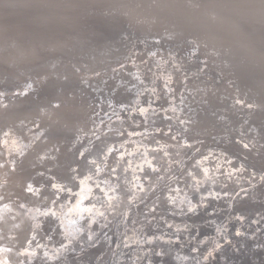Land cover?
Segmentation results:
<instances>
[{
	"label": "water",
	"instance_id": "95a60500",
	"mask_svg": "<svg viewBox=\"0 0 264 264\" xmlns=\"http://www.w3.org/2000/svg\"><path fill=\"white\" fill-rule=\"evenodd\" d=\"M131 34L137 39L149 36L150 46L155 43L180 54L195 41L200 53L196 50L192 56L203 57L205 64L201 65L213 70L215 78L209 86L201 84L202 89H207L201 95L202 101L196 99L198 108L195 109L201 115L192 127L220 120L218 115L224 111L217 108L229 107L222 96L225 93L236 99L239 96L243 103L236 101V104L247 113L246 123L264 130V0H0V89L6 92L0 96V135L11 133L23 145H28L26 152L12 156L16 169L5 160L3 170L4 178L9 181L4 182V190L18 194L16 199H11L19 207L13 214L26 222L23 227L16 224L13 227L15 246L20 240L25 242L22 247L32 246L43 236V220L48 218L57 221L65 245V233L74 234L71 229L63 232L61 215L58 216L61 207L54 209L50 204L41 207L44 200L39 197L45 193L37 186L44 184L49 195L74 200V192L81 182L79 177L85 178L86 173L97 169L94 161L97 157L76 146L96 117L94 107L96 100H100L93 88L96 83L109 85L115 101L130 105L128 114L133 111L146 123L149 120V115L146 117L132 108L137 102L136 89L141 81L135 72H127L128 67L121 69L131 63L122 62L128 52L125 40ZM218 36L224 37L216 48L218 56L207 59L215 46L213 38ZM145 56L152 59L148 53ZM121 62L115 68L118 64H114ZM118 70L122 75L128 74L127 78L114 79L113 74ZM29 80L34 82L32 90L24 94L16 91V87L22 88ZM4 99L7 100L3 103ZM156 101L154 98L153 102ZM249 104L254 107H247ZM61 110L66 113L53 118ZM163 118L166 121L164 114ZM33 130L38 131L37 137L32 135ZM240 148L249 149L242 143ZM5 155L0 144V158ZM251 158L258 161L256 157ZM30 181L37 191L34 194L27 188ZM23 201L46 210L37 226L32 216L24 214ZM81 210L78 217L89 212ZM68 211H64L65 216H72L74 212ZM244 211L250 213L245 207L240 214ZM10 219L13 217L8 216ZM96 242H93L95 246L85 245V248L75 242L67 250H77L75 258L81 260L85 252L93 255L99 252ZM52 249L54 256L45 255L47 263L56 260L62 250L47 248ZM36 251L28 263L35 261L37 253L44 249L37 247ZM171 262L178 264L173 256Z\"/></svg>",
	"mask_w": 264,
	"mask_h": 264
},
{
	"label": "rangeland",
	"instance_id": "374dc122",
	"mask_svg": "<svg viewBox=\"0 0 264 264\" xmlns=\"http://www.w3.org/2000/svg\"><path fill=\"white\" fill-rule=\"evenodd\" d=\"M138 37H136V35H134V34H131V35H129L128 36V38L125 40V43H126V45H128L127 46V48H128V52H127V55H126V57L122 60V62L123 63H127V62H131V63H128V64H130V66H127V65H124V67H128V70H127V72L128 73H132V74H134L133 72H135V70H142V71H144L143 72V74L142 75H144V76H146V78L143 76V79H144V82L147 84V86H149L148 84H150V82L152 81V75H151V73L153 74V73H156L157 75H158V77H161L162 79L160 80V82H166V81H168V83L170 84V87H172L171 88V90H175V82L176 83H178V82H180V81H178V79L179 80H181L182 78H186V80H188V78H189V80H188V83H189V85H188V87H190L191 88V90H193V92H195V94H196V92H198L197 90L199 89L198 87H197V84L198 83H201V84H203V85H205V86H209V82L210 81H212L214 78H215V76H214V72H213V70H206V71H202L201 69V71L204 73H202V75H200V76H198L197 74H198V72L196 73V76H194L195 75V71H193L192 70V72H190L191 70H190V68L192 69H194V66H198V63H195V62H198V60H199V64L201 65V64H204V63H202V62H200L202 59H203V57H197L196 55H194V57L192 56V57H190V58H192V59H195V61H192V59L191 60H189L190 61V65L192 66V67H188V66H186V65H188L187 63H185V62H182V64L183 63H185L186 65V68H185V66L183 67L184 69H183V73L181 74L180 73V71H179V75H177L178 74V70L177 71H174V69L175 68H173V67H175L174 65V63H175V61H177V60H179V59H182L181 57L179 58V57H177L178 56V54H180V53H178V52H176V53H178V54H175V53H172L171 51H167V50H164V51H158V52H156V50H149L150 48L149 47H151L149 44H147V43H145V41L143 40V39H137ZM145 39V38H144ZM140 40V41H139ZM149 45V46H148ZM158 47H160L161 48V50L163 49L162 48V46H157V48ZM187 49V48H186ZM184 50L182 53H186L185 55L188 57L189 55V53H190V48L188 47V50ZM192 50H193V48H192ZM185 51H188V52H185ZM149 54V57H151L152 59H149L148 60V58H146V54ZM153 53H154V55H153ZM193 53V52H192ZM181 55V54H180ZM195 56H196V58H195ZM177 57V58H176ZM200 58H202V59H200ZM197 59V60H196ZM204 60V59H203ZM192 61V62H191ZM122 62L121 63H115L114 64V66L116 65V64H118V66L116 65L115 66V68H119L121 65H119V64H122ZM181 63V62H180ZM194 64V65H193ZM196 64V65H195ZM131 66H133L132 68H131ZM188 67V68H187ZM199 67V66H198ZM198 67H196L195 69H198ZM187 70H189V72H190V74H188L187 76H188V78L185 76V74L184 73H188V71ZM151 71V72H150ZM149 72V73H148ZM182 72V71H181ZM206 72V73H205ZM210 72V73H209ZM148 73V76L149 75H151V76H147L146 74ZM194 75H193V74ZM209 75H208V74ZM183 74H184V76H183ZM201 74V73H200ZM211 74H213L212 75V78H211ZM204 75V76H203ZM206 75L208 76V77H206ZM113 76H114V79H121L122 77L124 78V77H126L127 78V76H128V74H126V75H122V72L120 73V71L118 70V73H116V74H113ZM175 76V77H174ZM179 78H178V77ZM182 78H181V77ZM192 76H194V77H192ZM198 76V77H197ZM147 77H148V79H147ZM169 77H174V81H169V80H167V79H169ZM191 77V78H190ZM195 77H196V79L197 78H199V79H197V80H195ZM202 77L204 78L203 80H200V78L202 79ZM125 78V79H126ZM178 78V79H177ZM192 78H193V80H192ZM212 79V80H211ZM107 80V79H106ZM148 80H150V81H148ZM207 80V81H206ZM147 81V82H146ZM178 81V82H177ZM192 81V82H191ZM195 81V82H194ZM107 82V81H106ZM108 82H109V80H108ZM191 82V83H190ZM204 82H208L207 84L206 83H204ZM96 83V82H95ZM191 84H193L192 86H191ZM106 86V87H105ZM105 86H103V85H100V84H98V83H96L94 86H93V88L94 89H96L97 90V93H98V97H99V101H100V103L99 102H97L98 100H96V105H95V107H94V114L96 113V114H98V113H100V115L98 114V116L97 117H95L92 121V124H91V130H90V132L88 133V136L91 134V133H93L92 135H90L89 137H91V138H89V137H87V139L86 138H83L80 142H78L77 144H76V146H78V147H81L82 148V146H84L83 148L84 149H86L87 148V151H88V149H89V147H90V149L89 150H91L89 153H91V154H94L93 152H95V156H98V154H99V152L100 151H102V152H106V153H108L109 154V157H108V155L106 154V153H104V155L106 154L107 155V157H106V155H105V158H104V156L102 157L101 155H99L98 157H100V158H104L103 160H104V162H102V159H100V158H98L97 157V159H94V161L96 162V163H98V165H99V167H98V165H96L97 166V171L96 170H93V175H92V177H90V179H92V181L93 182H95L92 186H93V188L95 189V191H93V188H92V191H93V193L92 192H90L89 193V197H88V199L86 200V201H84L85 202V206L83 207L82 206V208L83 209H87L88 208V211L89 212H87L86 214L85 213H81V215H80V217H78L79 216V214H75V216H71V217H69V219H68V217L65 219V218H62L63 219V221H62V223H64L66 226L67 225H69V223L71 222V223H73V225H71L72 227H73V232H74V234H73V236L74 237H80V240H78V241H76V243H79L80 244V248H85V245H87V244H85V241L87 240V238H85V233L82 235V229H83V227L84 226H86V225H88L89 224V221H92V220H95L96 219V223H95V225H93L94 223H91L93 226H95V228L93 227V229H95L94 230V232H96L97 233V236H96V240H97V238H98V240H99V243H97V247L99 248V252L97 253V254H94V255H91V253L90 252H85V254H83V256L81 257V258H83V259H81V262H80V258H75V256H76V253L78 252H76V250H67V248H71V245L69 244V241H72V237H70L69 239H67V245H65V243H61V238H60V236L59 235H61V234H59L60 233V230H59V228H57L58 227V225H57V221L56 220H54L53 221V219L51 220L50 218H48L47 219V221H44V224H45V227H44V224H43V231H44V233H43V236H41L43 239H41V238H38L33 244H32V246H30V245H27V247H22L23 246V244H25V242H19L18 241V246H15V243H17V241L13 238V232L14 231H16L15 229H13V227H14V225L15 224H6L5 223V221H3V219H5L4 217H2L1 215H7V213H9L10 215H15V214H13V213H16L15 212V209H17V210H19V207H18V205H16L15 203H14V201L15 200H11V199H14V198H16V197H14L15 195H13L14 193H12L11 191H5L4 190V182L5 183H9V181L7 180V178H4V176H0V254H2V252H3V249H6L7 251L6 252H8V251H10L9 253H13V255L14 256H16V257H14V258H12V256L10 257L11 258V262H12V264H78L77 263V261L79 262V264H82V263H84V264H165L166 263V260L168 261L166 264H173L172 262L170 263V261H171V257H172V252H176V253H178V255H181V257H182V259H184V257H188V259L187 260H182L181 259V261H178V264L180 263V264H200V262H201V259H202V261H203V258L202 257H204L205 256V254H207V253H204V252H208V249L209 248H207V247H211L212 248V245L211 244H205L207 241H212V243L214 242L213 240L216 238V235L214 236V235H211V233L213 234V229L214 230H217V227H219V226H221L222 224H224V226H226L227 227V232L225 233L226 235H227V237H229L230 238V233H228V231L229 232H231V238L233 237V235H234V237H235V239H229L228 241V243H225V242H223V243H221L222 245H224L223 246V249L221 248L219 251L220 252H215L214 253V257H210L209 259H208V261L207 262H205V264H258V262H259V264H264V252H259V251H254L253 250V245L254 244H257V243H264V219H261V217H264V196H262V192H264V189H263V187H264V180L262 179V178H264V169H263V167H264V163H262L261 161H263L264 162V149H263V147H264V130L262 129V128H260L259 126H258V128L260 129H257V127H251V126H254V125H250V123H246L247 122V113L245 112L244 113V111H241V110H243L244 108L242 107V106H239L238 104L237 105H235V102L237 101V100H239V99H236V98H234V97H230L229 95H226L225 93H223L222 95H223V97L224 98H227L225 101L226 102H228L227 104L229 105V107L228 108H223V107H221V108H217V109H219V110H222V109H224V114H222L223 115V117L221 116V114L220 115H218L219 116V118H220V120H218V121H221V122H218V124L217 123H215V124H217V125H219V123H220V128H219V126L217 127L214 123H210V124H207V125H202L203 127H197V128H194V127H187V126H191L190 124H192L195 120H196V118L197 117H199L200 115H201V112L200 111H198V112H194V113H189V112H187V111H191V110H189V108L190 107H192L193 106V108H195V107H197L198 108V105L196 104L197 102H196V100H195V98H194V94H192V93H190V95H189V93H186L185 92V95L184 96H186L185 97V102H184V104H186V105H184L185 106V108H184V110H185V112H183V110H182V112L178 115L177 114V116H176V118H173L172 120H174V122L170 125V124H168L167 123V119H166V121H161V123H160V121H159V117L160 118H162L163 119V114H160V115H162V116H160V115H158V116H155V118H157V120L159 121H157V120H154L155 118L153 117V116H150V113H151V110H153V109H158V111H162V110H160L159 108L160 107H164L165 105V103H166V100L165 99H162V98H160V96H161V92L162 91H160V96H159V98H160V100H163V101H161V102H159V101H157V102H153V100H151L152 98L150 97L151 95L148 93L147 94V96H148V98H147V96L145 97V99H142V101L143 100H147V101H143L142 103H144L142 106L140 105V106H138L137 107V111L139 112V113H142V115H146V117L149 115L150 116V118H149V120L147 121V123L145 122V120H142L138 115H136L133 111L132 112H130L129 114H128V112L127 111H129V110H127V111H125V112H127V113H125V112H115V111H118V110H114L116 107L115 106H112V108L111 107H109V109L107 110V108H108V106H111V105H113L114 103H116V104H121L122 102H120L119 100H117V101H115L114 100V98H113V100L111 99L112 97L110 96L111 94V88H109L108 86L109 85H106L105 84ZM106 88V89H105ZM185 89V88H184ZM156 90H157V88H156ZM184 90L182 89L181 90V92H183ZM186 91L188 92V91H190V89H186ZM104 92V93H103ZM174 92V91H173ZM176 92V91H175ZM100 94H103L104 96H102V95H100ZM179 94V93H178ZM177 93H176V95L175 96H180L181 94H179L178 95ZM175 96H173V97H175ZM227 96V97H226ZM229 96V97H228ZM105 98V99H104ZM142 98H144L143 96H142ZM151 98V99H150ZM103 99H104V101H103ZM231 99H233V101H231ZM150 100V101H149ZM109 103L108 105H107V103ZM104 103V105H103V103ZM120 102V103H119ZM163 102V103H162ZM229 102H231V103H229ZM105 103H106V105H105ZM123 104V103H122ZM124 104H127V103H124ZM232 104V105H231ZM99 105V106H98ZM100 105H101V107H100ZM102 105H103V107H102ZM231 105V106H230ZM105 106L107 107V108H105ZM237 106V107H236ZM242 107V108H241ZM106 109V111H105V109ZM110 108H111V110L113 111V112H111L110 111ZM233 108V109H232ZM241 108V109H240ZM104 109V110H103ZM141 109H144L145 111H141ZM188 109V110H187ZM240 109V110H239ZM227 110H230L229 112H227ZM231 110H232V112H231ZM237 110V111H236ZM202 111V110H201ZM223 111V110H222ZM242 114V115H244L243 117H246L245 119H243V117H240L241 119L240 120H238L239 119V116L238 115H236V114H238L239 112ZM108 112V114H106ZM109 112H111V114L109 115ZM103 113V114H102ZM114 113H116V114H114ZM218 113V112H217ZM225 113L226 114H228L227 116H224L225 115ZM229 113H231L230 115H229ZM236 115V117L237 118H234L235 117V115ZM216 114V113H215ZM241 114H239L240 116H242ZM186 115V116H185ZM199 115V116H198ZM233 115V116H232ZM102 116V117H101ZM104 116V117H103ZM106 116V117H105ZM228 116H229V118H228ZM231 116V117H230ZM100 117H101V119H100ZM227 117V119L228 120H225V118ZM97 118H99L101 121H103V120H106V122H100V120L99 119H97ZM190 118V119H189ZM232 118H233V120H232ZM161 119V120H162ZM182 119V120H181ZM188 120V122L186 123V124H184V121H187ZM229 119H231L230 121H229ZM242 119H243V124L245 125V126H243L242 125ZM97 120H99L98 122V124H97V122H95V121ZM178 120V122H176ZM193 120V121H192ZM224 120V121H223ZM235 120H237V121H235ZM245 120V121H244ZM155 121H157V122H155ZM190 121V122H189ZM234 121V123H238L239 125H234V123H228V122H233ZM165 122V123H164ZM176 122V123H175ZM196 122V121H195ZM227 122V123H226ZM245 122V123H244ZM97 125H96V124ZM158 123V124H157ZM175 123V124H174ZM178 123V124H177ZM181 123V124H180ZM221 123L222 124H224V125H221ZM93 124H94V126L96 125V127H94L93 126ZM180 125V126H178V127H176V126H174V125ZM233 125L234 127H232V126H230V125ZM169 125L170 126H172V127H169ZM227 125H229L228 126V129H227ZM247 125V126H246ZM248 125L252 128H249L248 127ZM115 128H114V127ZM116 126L118 127L117 129H116ZM185 126H186V128H185ZM226 126V127H225ZM237 126V127H236ZM238 126H239V129H238ZM242 126V128H245L244 129V131L246 132V134H245V132H242L243 131V129L241 128L240 129V127ZM113 127V128H112ZM181 129H185L184 131L187 133V131H189L188 130V128H194L195 129V133H197V135H195V133H193L194 131H189V133H191L192 132V134H194V135H190V137L188 136L189 135V133L188 134H186V133H183V130H181ZM216 128L215 130L214 129H211V128ZM229 127H231L230 129H229ZM248 127V128H247ZM176 128V129H175ZM178 128V129H177ZM198 128H199V130H198ZM210 130H209V129ZM217 128H219V129H217ZM240 131V130H242V131H238L237 129ZM248 130H247V129ZM96 129H97V132H99V133H97L96 132ZM173 129V130H172ZM194 129H191V130H194ZM225 130L226 132H227V130H228V132L230 133V134H228V132H227V134H225L226 132L225 131H222V130ZM256 129V132H254V135H253V132L252 131H254ZM95 130V131H94ZM207 130H208V132L210 133V135H209V133L207 132ZM212 130H213V132H212ZM219 130V133H217V131ZM258 130V131H257ZM92 131H94V132H92ZM127 131H128V135H127ZM200 131V132H199ZM232 131H233V133H232ZM249 131V132H248ZM98 134H96V133ZM201 132H203V133H201ZM208 134H207V133ZM221 132V133H220ZM239 132V134L237 135V133ZM252 132V133H251ZM261 132V133H260ZM32 135H34V137L36 136L37 137V133H38V131H35V130H33L32 132ZM85 133L86 132H84V134L83 135H85ZM101 133V134H100ZM205 133V134H204ZM223 133H224V137H223ZM242 133V134H241ZM87 134V133H86ZM184 134V135H183ZM186 134V135H185ZM206 135V136H204V135ZM216 134V135H215ZM219 136H218V135ZM222 136H221V135ZM232 134V136H230ZM234 134V135H233ZM242 135V139H244V140H242V141H240L241 140V135ZM249 134V135H248ZM260 134H261V136H260ZM114 135V136H113ZM182 135H183V137H182ZM214 135L215 136H217V138L216 137H214ZM229 136V138L227 137V136ZM240 135V136H239ZM244 135H245V137L246 138H244ZM251 135V136H250ZM155 136V137H154ZM187 136V137H186ZM196 137V138H194V137ZM200 136V137H199ZM202 136V137H201ZM223 137L224 139L222 140V138L221 137ZM227 138H226V137ZM85 137V136H84ZM115 137V138H114ZM116 137H119V138H116ZM184 137H185V140H183L184 139ZM192 137V138H191ZM203 137H204V139H203ZM206 137V138H205ZM231 137H235L234 138V141H233V138H231ZM259 137V138H258ZM93 138H95L94 139V141L92 140ZM187 138H188V140H187ZM194 138V139H193ZM199 138H201L202 139V141L204 142H202L201 141V139L199 140ZM221 138V139H220ZM84 139H86V140H84ZM91 139V141H89ZM99 140V141H97V140ZM105 139L107 140V142H105ZM118 139V140H117ZM190 139V140H189ZM191 139H192V141H191ZM211 141L210 143H209V140ZM214 140V145L215 146H213V144H212V141ZM220 139V140H219ZM226 139H227V141L228 142H226ZM229 139V140H228ZM230 139H232V140H230ZM237 139H239V140H237ZM103 140H104V142L105 143H108L109 142V140H110V142L106 145L105 143H103ZM156 140V141H155ZM183 140V141H182ZM196 140V141H195ZM199 140V141H198ZM222 140V141H221ZM250 140V142H248ZM260 140V141H259ZM89 141V142H88ZM97 141V142H96ZM185 141H187V142H189L190 144L188 145L189 146V148H190V150H189V148L187 147V146H180L181 148L180 149H178V151L174 148V147H176V145H178L179 144V142H181L182 144H185L186 142ZM207 141V142H206ZM219 141V142H218ZM236 141H239V142H237V144H236ZM245 142V144H246V146L247 147H249V151L251 152V153H253V154H251L249 151V153L248 152H246L247 150H243V151H241L242 149L241 148H239V146H237V145H239L240 144V146H241V143L242 144H244V142ZM255 141V142H254ZM88 142V143H87ZM102 142V144H104V145H102V144H100V143ZM139 142V143H138ZM147 142V143H146ZM159 142V143H158ZM185 142V143H184ZM196 142V143H195ZM226 145L225 147H224V144ZM235 144H234V143ZM84 143H86V144H84ZM96 143V144H95ZM135 143H138V144H141V147H140V149H138V150H136L135 151V153H133V147H135L136 145H135ZM193 143V144H192ZM198 143V144H197ZM229 143V144H228ZM92 144H94L93 146H92V148L94 147V150H92V148H91V145ZM102 145L103 146V149H101L102 147H100L99 145ZM115 144V145H114ZM147 144V145H146ZM148 144H149V147L151 148L152 147V145L153 146H156V147H154V148H152V149H150V150H148L147 151V148H149L148 147ZM203 144H204V146H203ZM206 144H208L209 145V148H208V145H206ZM211 144V145H210ZM220 144V145H219ZM223 144V145H222ZM244 144V145H245ZM85 145H90L89 147L88 146H85ZM109 145L111 146V145H114L113 146V148H112V146L110 147L111 149H108L109 148ZM192 145H194V147L192 146ZM218 145V146H217ZM222 145V146H221ZM231 145V146H230ZM249 145V146H248ZM254 145V146H253ZM107 146V147H106ZM138 146V145H137ZM172 146H173V148L175 149H173V151H170V153L172 154V157H174L173 159H172V162H171V164L169 165V162L168 161H164V163H160V161L159 160H156V158L158 159V158H162L163 157V154H164V150H166V151H168V150H172L171 148H172ZM191 146V147H190ZM197 148H196V147ZM200 146V147H199ZM207 146V147H206ZM217 146V147H216ZM253 146V147H252ZM105 147H106V149H105ZM218 147H221V148H219V150H218ZM232 147V148H231ZM256 147V148H255ZM82 148V149H83ZM95 148H97L98 150L97 151H95L96 149ZM100 148V149H99ZM146 148V149H145ZM183 148V149H182ZM217 148V149H216ZM230 148V149H229ZM252 148V149H251ZM105 149V150H104ZM115 149V150H114ZM182 149V150H181ZM185 149V150H184ZM188 149V150H187ZM192 149V150H191ZM193 149H195V150H193ZM206 151H205V150ZM222 149V150H221ZM227 149V150H226ZM233 149H235V150H233ZM254 149V150H253ZM100 150V151H99ZM109 150V151H108ZM112 150V151H111ZM189 151V152H187V151ZM204 150V151H203ZM253 150V151H252ZM93 151V152H92ZM187 152V154H186V152ZM192 151V152H191ZM218 151V152H217ZM220 151H222V153H220ZM257 153H256V152ZM260 151V152H259ZM262 151H263V153H262ZM5 152H6V150H5ZM96 152H98V154L96 153ZM111 152H113V153H111ZM115 152V153H114ZM175 152V153H174ZM183 152V153H182ZM207 152V153H206ZM225 152V153H224ZM236 152H238V153H236ZM241 152H242V154H241ZM248 153V154H244V153ZM101 153V152H100ZM189 153V154H188ZM195 153L196 154V156L197 157H195V154L193 155V154ZM198 153V154H197ZM205 153V154H204ZM102 155H103V153H101ZM134 154V155H133ZM184 154H185V156H186V158H185V156H184ZM202 154V155H201ZM222 154H224V156L222 155ZM227 154H229V155H227ZM255 154H256V156H255ZM258 154V155H257ZM261 154V155H260ZM180 155V156H179ZM189 155H191V156H189ZM246 155H248V156H246ZM195 158H194V157ZM198 156H199V158H198ZM206 156V157H205ZM209 156H210V158H209ZM260 157L259 159H260V161H259V159H258V161H253V159L251 158V157ZM177 157H179V158H177ZM202 157V158H201ZM230 157H232V158H230ZM109 158V159H108ZM198 158V159H197ZM203 158H206L207 160H208V162H210L209 163V168H210V170H211V175L213 176L212 178H215V182H214V186H216V187H214V190L215 191H213L214 193L216 192V196H214V197H217V201L216 200H214L213 198H209L208 196H209V194H208V196L205 194L204 195V197L201 199V197L202 196H199L198 197V195L197 196H191V195H194L195 194V192H193V190H192V188L194 187V186H192V185H190L191 184V182H190V177H189V175H191V173L192 172H195V171H197V170H193L192 168L193 167H195L196 165H194L195 163H198V162H200V160L201 159H203ZM212 158V159H211ZM100 159V160H99ZM187 159V160H186ZM193 160V164H192V160ZM211 159V160H210ZM226 159V160H225ZM231 159H232V161H231ZM234 159V160H233ZM99 160V161H98ZM105 160H106V162H105ZM197 162H196V161ZM225 160V161H224ZM101 161V162H100ZM120 161H124V162H126L127 163V165H126V168L128 167L130 170H131V173H137L136 175V177L135 176H131L132 177V180L129 178V180L127 179V178H125L124 176H126V172H129L130 173V171H127V170H125V172L124 173H122V172H119V170L118 169H115L116 168V165H117V163L118 162H120ZM188 161H190L189 163H188ZM212 161V162H211ZM222 161H224L222 164H221V162ZM231 163H230V162ZM195 162V163H194ZM226 162V163H225ZM233 162L235 163V164H233ZM251 162H253V164L251 163ZM254 162L256 163V164H254ZM95 163V164H96ZM101 163V164H100ZM103 163H104V165H103ZM185 163H187V166H186V164ZM225 163V164H224ZM260 163V164H259ZM184 164V165H183ZM225 165L224 166V168H222V165ZM230 166H229V165ZM259 164V165H258ZM102 165V166H101ZM186 166L185 168L183 167V166ZM226 165H227V169L225 168L226 167ZM232 165V166H231ZM255 165V166H254ZM260 165H262V166H260ZM169 166V168L168 169H166V167H168ZM180 166V167H179ZM191 166H193V167H191ZM223 169V170H226V171H223L220 167ZM243 166V167H242ZM179 167V168H178ZM182 167V168H181ZM189 167L191 168V170H189ZM218 167V168H217ZM228 167H230V168H228ZM247 167V168H246ZM254 167V168H253ZM180 168H181V170H180ZM187 168H188V170L189 171H186L187 170ZM196 169H198V166H196L195 167ZM259 168V169H258ZM183 169H184V172H183ZM233 169V170H232ZM249 169H252V171L251 170H249ZM255 169H256V171H255ZM118 170V171H117ZM216 170H217V172L218 173H216ZM227 170H228V172H227ZM230 170V171H229ZM242 170V171H241ZM95 171V172H94ZM192 171V172H191ZM198 171H199V169H198ZM197 171V172H198ZM235 171V172H234ZM248 171V172H247ZM251 171V172H250ZM96 172H97V174H96ZM115 172L118 174H115ZM186 172V173H185ZM190 172V173H189ZM221 172H224V173H222L221 174ZM230 172V173H229ZM234 172V174H232ZM243 172H245V173H243ZM247 172V173H246ZM177 173H180L181 175H182V177L183 176H185L184 178H180V174L178 175ZM199 173H200V171H199ZM258 173V174H257ZM121 174V175H120ZM214 174V175H213ZM219 174V175H218ZM227 174V175H226ZM229 174H232V176L230 175V176H228ZM256 174H257V176H256ZM261 174V175H260ZM95 175V176H94ZM113 176L114 178L113 179H111L112 177L111 176ZM115 175V176H114ZM200 175V174H199ZM215 175L217 176V177H215ZM223 175V176H222ZM260 175V176H259ZM97 176L100 178H102L103 176V178H108V180H106L105 179V185H104V181H102L101 182V180L103 179H98L97 178ZM107 176V177H106ZM120 176L123 178H120ZM179 176V177H178ZM187 176V177H186ZM218 176H219V179H218ZM243 176H244V178H243ZM110 177V178H109ZM178 179H177V178ZM223 177V178H222ZM227 177V178H226ZM230 177V178H229ZM232 177V178H231ZM252 177H253V180H252ZM261 177V178H260ZM95 178H96V180H95ZM179 178H180V180H179ZM186 178V179H185ZM223 179V180H221V179ZM94 179V180H93ZM119 179L121 180V181H119ZM126 179V183H124L125 180ZM178 181H177V180ZM182 179H185L186 181H184V180H182ZM234 179V180H233ZM238 179V180H237ZM261 179H262V181H261ZM101 183H98V181ZM113 180V181H112ZM131 180V181H130ZM230 180V181H229ZM254 180H255V182H254ZM184 183H183V182ZM223 182V184H222V182L221 183H218V182ZM235 181V182H234ZM253 181V182H252ZM97 182V183H96ZM111 182V183H110ZM118 182V183H117ZM125 185V186H122L123 184ZM130 183V185H129V183ZM183 183V184H181L180 185V183ZM186 182H187V184L188 183H190V184H186ZM217 182V183H216ZM232 182H234V184L232 183ZM258 182V183H257ZM107 183V184H106ZM231 183V184H230ZM253 183V184H252ZM97 184H99V185H97ZM218 184V185H217ZM226 184H228V185H226ZM254 185L255 186V190H260V192H259V190L256 192L254 189H251L253 186L252 185ZM40 185V184H39ZM43 185V186H42ZM42 185H40L38 188H40V187H42V189H44V190H42L43 191V193H45L44 195H41V197L43 198V203H42V205H41V207L42 208H44V207H46V206H48L49 204L50 205H52V207H55V208H57V206L56 205H58V207H67L68 205H71V206H73V204H72V199H71V197H68V198H65V197H63V196H61V197H55L54 195H49L48 193H47V191L46 190H48V188L46 187V185H44V184H42ZM100 185H102L101 187H103L102 189H104V191L103 190H101V187H98V186H100ZM220 185L223 187L224 186V190H220ZM251 185V186H250ZM257 185V186H256ZM45 186V187H44ZM97 186V187H96ZM127 186V187H126ZM184 187V186H186V187H188L187 188V191L188 192H186L185 191V188L186 187H184V190H183V188L182 187ZM192 186V187H191ZM219 186V187H218ZM226 186H227V188H226ZM228 186H230V187H228ZM231 186H233V187H231ZM235 186V187H234ZM238 186V187H237ZM258 186H260V187H258ZM44 187V188H43ZM124 188V189H127V190H129L130 191V193H128L129 191H127V190H121L120 188ZM128 187H130L129 189H128ZM181 187V188H180ZM219 188V191H218V189H217V191H216V188ZM222 187H221V189H222ZM237 187V188H236ZM262 187V188H261ZM45 188H46V190H45ZM179 189V191H177L176 189ZM191 188V189H190ZM230 188H232V189H230ZM236 188V189H235ZM238 188H239V190H238ZM254 188V187H253ZM41 189V188H40ZM98 189V190H97ZM118 189V190H117ZM194 189V188H193ZM228 189V190H227ZM230 189V190H229ZM248 189V190H247ZM262 189H263V191H262ZM190 190H192V191H190ZM243 190H246V193L244 194V195H249L248 197L247 196H245V197H247V198H245L243 195L241 196L240 195V192H242ZM100 193H99V192ZM103 193H102V192ZM125 191H127V193L125 192ZM176 191V192H175ZM220 191H221V193H220ZM223 191V192H222ZM227 191V193H225ZM233 191H234V193L236 194V196L235 197H237V195H238V198H235V197H233V200H232V196H234L235 194H232L231 195V193H233ZM251 191L253 192L254 191V193H252L251 194ZM95 192V193H94ZM114 192V193H113ZM122 192V193H121ZM173 192L175 193V195H177V196H180V194L181 195H183V196H180V197H176V196H174V194H173ZM179 192V193H178ZM192 194H191V193ZM217 192H219V195H218V193ZM229 192V193H228ZM99 193V194H98ZM107 193V194H106ZM125 193V194H124ZM133 193V195H131ZM171 194V195H169V194ZM176 193H178V194H176ZM189 193L191 194V195H189ZM258 193V194H257ZM260 193V194H259ZM5 194V195H4ZM105 194V195H104ZM123 194V195H122ZM126 194H128V195H126ZM166 194H168L167 196H166ZM228 194V195H227ZM229 194H230V196H229ZM18 194H16V196H17ZM104 195V196H103ZM115 195H120V196H122L124 199H126L127 201H126V206H122L118 211H116V212H113V213H111L110 215H109V217H107L106 219L108 220V222H107V220L103 217V216H98V217H96L97 215H98V211H99V209H102L103 207H104V209H105V206L107 205V202L108 201H110L109 200V197H112V196H115ZM223 195H225V197H223L222 198V196ZM240 195V196H239ZM257 195H258V197H257ZM264 195V194H263ZM49 196H50V198H49ZM106 196V197H105ZM164 196H166V197H164ZM191 196V197H190ZM205 196H207V197H205ZM211 196V195H210ZM46 197V198H45ZM129 198V199H127V198ZM170 199H169V198ZM172 197V198H171ZM186 197V199H184ZM198 197V198H197ZM220 197H221V199H220ZM229 197H231V198H229ZM241 197V198H240ZM243 197V198H242ZM262 197V198H261ZM49 198V199H48ZM69 198H70V200H69ZM101 198V199H100ZM106 198H108V199H106ZM144 198H146V200L144 199ZM164 198H167L166 200L164 199ZM174 198V199H173ZM175 198L176 199H180V203H175ZM184 200H183V199ZM190 198V199H189ZM204 198H207V199H205L204 200ZM228 198H229V200L231 199V201H233V202H231L230 203V201L228 200ZM235 198V199H234ZM241 200H240V199ZM256 198H258V199H260V200H258V199H256ZM64 199V200H63ZM68 199V200H67ZM94 199V200H93ZM182 199V200H181ZM209 199H211L210 201H211V203H210V201H209ZM239 199V200H238ZM105 200V201H104ZM203 200V201H202ZM213 200V201H212ZM221 200V201H220ZM225 200V201H224ZM228 200V201H227ZM236 200H238V201H236ZM244 200V201H243ZM247 202H246V201ZM257 200V201H256ZM47 201V202H46ZM52 201V202H51ZM57 203H59L60 204V206H59V204H56V202ZM67 201H70L69 202V204H68V202ZM142 201H144V202H142ZM163 201H166V202H163ZM170 201H172V202H170ZM197 201V202H196ZM207 201H209V202H207ZM224 201V202H223ZM239 201H242V202H239ZM249 201H251V202H249ZM254 201H256V203L254 202ZM49 202V203H48ZM55 202V203H54ZM87 202V203H86ZM95 202V203H94ZM162 202V203H161ZM205 202H207V203H205ZM216 202V203H215ZM218 202V203H217ZM222 202V203H221ZM245 202V203H244ZM252 202H254V203H252ZM45 203H48V204H45ZM67 203V204H66ZM102 203H104L103 205H102ZM165 203H167L170 207H171V209L172 208H174V209H170L169 207H168V205H167V207L173 212V216L171 215L172 213L170 212V210L168 209V208H166V205H164ZM189 203H191V204H195V205H197V207H196V209L193 211V212H191V213H189V211H188V204ZM204 203V204H203ZM214 203V204H213ZM223 203H225L224 205L226 206V203H228L227 205L229 206H226V208H225V206L223 205ZM233 203H237V204H239V205H237L236 204V208L238 207V206H240V207H238V211H235L236 209H234V211H233V209L232 208H235L234 206H232V205H235V204H233ZM252 203V205H254V207H256L255 209L257 210H254V207H251L252 205H250ZM44 204V205H43ZM56 204V205H55ZM62 204V205H61ZM87 204H88V206H87ZM89 204H90V206H92V207H90L89 206ZM95 204V205H94ZM98 204V205H97ZM124 204V205H125ZM172 204H174V205H172ZM209 204H211V205H209ZM217 204V205H216ZM222 204V205H221ZM244 204H245V206L247 207V204H249L248 206H249V211H251L250 213H251V215L250 216H254V219H253V221H254V225H252V224H250L249 225V227H247V228H245V233H246V236L244 237V239H242V238H240V237H238V236H236L235 234H237L236 232H237V230H239V228L238 227H240V225H239V223H237V222H232L231 223V220H226L225 221V217H227V216H229V215H225L224 213H226V214H228V213H230V215H233L232 217H238V216H240L239 214H240V211H242L243 209H244ZM100 205V206H99ZM213 205V206H212ZM258 205H260V206H258ZM102 206V207H101ZM160 206H164L162 209H161V207ZM206 206V207H205ZM211 206V207H210ZM218 206V207H217ZM242 206V207H241ZM244 206V207H243ZM90 207V208H89ZM101 207V208H100ZM107 207H108V205H107ZM106 207V208H107ZM139 207H141V208H139ZM211 209H210V208ZM220 207H221V209L223 210V214H222V211L220 210ZM258 207V208H257ZM261 207H263L262 209H261ZM54 208V209H55ZM156 210H155V209ZM163 210L164 208V212H166V213H164L163 211L161 212V213H159V215H158V210ZM206 208H208V209H206ZM214 208V209H213ZM215 208H217L216 209V211H213V210H215ZM229 208L231 209V212H230V210H229ZM239 208H240V210H239ZM242 208V209H241ZM248 208V207H247ZM253 208V209H252ZM260 208V209H259ZM67 209V208H66ZM70 209H71V207H70ZM166 209H168V210H166ZM203 209V210H202ZM205 209V210H204ZM220 211H219V210ZM259 209V210H258ZM5 210V211H4ZM183 210V211H182ZM207 210V211H206ZM213 212H212V211ZM255 212H254V211ZM155 211V212H154ZM203 213H202V212ZM206 211V212H205ZM209 211V212H208ZM56 212H57V210H56ZM119 212L121 213V216L119 215ZM169 212H170V215L172 216V218H171V216H170V218H168L169 216H168V214H169ZM182 212H185V213H187V214H185V213H183L182 214ZM211 212V213H210ZM216 212V213H215ZM218 212V213H217ZM260 212V213H259ZM163 213V215H161ZM178 215H177V214ZM196 213V214H195ZM204 213H207V214H205L204 215ZM216 214V216L214 215V214ZM221 213V214H220ZM233 213V214H232ZM234 213H235V215H234ZM238 213V214H237ZM253 213V214H252ZM85 214V215H84ZM117 214V215H116ZM146 214V215H145ZM165 214H167V216H165ZM182 214V215H181ZM198 214L202 217H200V216H198ZM203 214V215H202ZM209 214V216H207ZM259 214V215H258ZM9 215V216H10ZM197 215V216H196ZM213 215L215 216V217H213ZM219 215V216H218ZM224 217H222V216ZM225 215V216H224ZM112 216V217H111ZM163 216V217H162ZM176 216V217H175ZM182 217V220H181V218L180 217ZM187 216V217H186ZM204 216V217H203ZM206 216V217H205ZM218 216V217H217ZM118 217V219H116ZM185 217V218H184ZM190 217V218H189ZM197 217H198V219H197ZM200 217V218H199ZM207 217H209L210 218V220H209V218H207ZM213 219H212V218ZM217 217V218H216ZM234 217V218H235ZM72 218V219H71ZM110 218H111V221H109L110 220ZM115 220H113V219ZM189 218V219H188ZM194 218H195V220H194ZM219 218V219H218ZM220 218H223V219H220ZM100 221V219H101V221H103V222H99L98 220ZM103 219V220H102ZM144 219H146V220H144ZM196 219L198 220L197 222L198 223H195V221H196ZM200 219V220H199ZM214 219H216L217 220V222H216V220H214ZM193 220V221H192ZM205 220V221H204ZM207 220H209L210 221V225H208V226H206L207 225V223L209 222H206ZM212 220H214L215 222H213ZM69 221V222H68ZM112 221H114V222H112ZM118 221H123V227L122 228H119V227H115V225H116V223L118 222ZM178 221V222H177ZM189 221V222H188ZM191 221V222H190ZM201 221H203V222H201ZM221 221H223V223L221 222ZM225 221V222H224ZM54 222V223H53ZM75 222V223H74ZM106 222V223H105ZM111 222V223H110ZM227 222V223H226ZM47 223H49V225L47 224ZM190 225H189V224ZM195 225H194V224ZM202 223H204L203 224V226L204 227H201L200 228V226L199 225H202ZM211 223H212V225H214V226H211ZM215 223V224H214ZM219 223V224H218ZM229 223V224H228ZM236 223H237V228H236ZM50 224H52L51 226H52V231H51V226H50ZM57 225V227L55 228V226ZM90 224V225H91ZM103 224H105L104 226H106V228L103 226ZM199 224V225H198ZM17 225V224H16ZM47 225L48 226H50L49 228H48V230H46L47 229ZM111 225H113V227L111 226ZM187 225H189V226H187ZM218 225V226H217ZM233 225V226H232ZM234 225H235V227H234ZM103 226V227H102ZM190 226H191V228H190ZM224 226H222V228H224ZM19 227V226H18ZM102 227V228H101ZM109 227V228H108ZM180 227V228H179ZM192 227H195V229L194 228H192ZM205 227H206V229H205ZM211 227V228H210ZM236 228V230L234 229V228ZM53 228H54V230L56 229V231H57V233H56V231H54V233H53ZM209 228H210V230L211 231H209ZM248 228H250L249 230H248ZM50 229V230H49ZM100 229H102V230H100ZM104 229H107V230H104ZM163 229V230H162ZM181 229V230H180ZM191 229V232L189 231ZM193 229H194V232H193ZM198 229V230H197ZM257 229H259V231H257ZM99 230V231H98ZM185 230V231H184ZM202 230V231H201ZM204 230H206V232H203ZM34 231V230H33ZM59 231V232H58ZM98 231V232H97ZM164 231H165V233H167V234H165L164 233ZM234 231V232H233ZM236 231V232H235ZM253 231V232H252ZM46 232H48V233H46ZM183 232H184V235H183ZM193 232V233H192ZM198 232H200V234L201 235H199L200 237H198ZM202 232V233H201ZM162 234L163 236H165L167 239L169 238L170 240H171V238H172V242H169V239L167 240L168 241V243L169 244H171V246L169 245V246H167V245H165L164 247H162L163 245L161 244V243H157V242H150V241H148V239L150 238V237H155V236H158L157 234ZM187 233V235H185ZM190 233V234H189ZM191 233H192V235L194 236L195 235V233H197V236L195 235L194 236V238L195 237H197L196 239H198V240H196V239H191V237H193L192 235H191ZM203 233H205L204 234V236H202L203 235ZM207 233V234H206ZM228 233V234H227ZM233 233V234H232ZM235 233V234H234ZM49 234V235H48ZM54 234H56V235H54ZM46 235H48V237L46 236ZM52 235H54V236H56V237H54L53 236V238L51 237ZM159 235V236H160ZM161 235V236H162ZM188 235H190L189 237H188ZM205 235H208V236H205ZM45 236V237H44ZM168 236V237H167ZM210 236H212V237H215V238H213L212 239V237H210ZM255 236V237H254ZM50 237V238H49ZM82 237V238H81ZM164 237V238H165ZM187 237H188V239H189V241L187 242L185 239H187ZM203 237V238H202ZM207 239H206V238ZM233 237V238H234ZM238 237V238H237ZM248 237H251V239H248ZM46 238H48V239H46ZM165 238V239H166ZM202 239V241H205L206 240V242L205 243H201V239ZM211 238V239H210ZM236 238H237V240H236ZM52 239V242H54V243H51V240ZM54 239H55V241H57L56 243H55V241H54ZM60 239V240H59ZM187 239V240H188ZM241 239V240H240ZM247 239V240H246ZM45 240V241H44ZM59 240V241H58ZM85 240V241H84ZM181 240V241H180ZM192 240H196V245L197 246H194V244H195V242L194 243H192ZM232 240H234V241H232ZM21 241V240H20ZM82 241H83V246L81 245V243H82ZM184 243H183V242ZM185 241H186V243H188V246H187V244L185 243ZM233 243H232V242ZM239 241V242H238ZM62 242H63V240H62ZM102 242V243H101ZM152 244H150V243ZM178 244H177V243ZM190 242V243H189ZM27 243H30V242H27ZM155 243V245H154V247H153V244ZM174 243H176V246H179V247H176L175 246V244ZM199 243L201 244L200 246H199ZM229 243L231 244V245H229ZM53 244V245H52ZM56 244V245H55ZM88 244H89V242H88ZM159 244V245H158ZM174 244V245H173ZM186 244V245H185ZM192 244V246H190ZM226 244H228V245H226ZM62 245V246H61ZM103 245H106V246H104V247H102ZM156 245L157 246H159V247H157V248H159V249H156ZM161 245V246H160ZM172 245H173V247H172ZM233 245H235V249H239V251L237 252V251H235L234 250V248H233ZM54 246V247H53ZM57 246V247H56ZM186 246V247H185ZM206 246V247H205ZM37 247H40V248H43L44 249V251L42 252V253H37L38 254V256H37V259L36 260H38V262L35 260V261H33V262H31V263H28V260L29 259H32L33 258V254L34 253H36L37 251H36V249H37ZM104 249H102V248ZM165 247H167V249H165L164 250V248ZM175 247V248H174ZM185 248V249H183V250H180V249H182V248ZM188 247V248H187ZM200 247V248H199ZM225 247H226V250H225ZM34 248V249H33ZM47 248H55V249H57V251L59 252L60 251V249H62L61 250V252L62 251H64V252H59L58 253V257L56 258V260H54L52 263H47V260L45 259V255H50V256H54V254L53 253H55L54 252V249H52V250H47ZM109 248V249H108ZM163 248V249H162ZM154 249H155V251H154ZM179 249V250H178ZM195 249V250H194ZM205 249H207L206 251H204ZM169 250V252H171V253H169V252H167ZM185 250V251H184ZM193 250V251H192ZM199 250V251H198ZM224 250V251H223ZM51 253H50V252ZM163 251H165V252H167V253H164ZM192 251V252H191ZM197 251H198V253H197ZM200 251H201V253H200ZM187 252V253H186ZM196 252V253H195ZM237 252V253H236ZM162 253V254H161ZM186 253V254H185ZM194 253V254H193ZM203 253H204V255H203ZM218 253V254H217ZM167 254V255H171V256H169V257H167L166 258V256L165 255ZM220 254V255H219ZM191 255V256H190ZM201 255V256H200ZM40 256H43V257H40ZM90 258H88V257ZM161 256H163V257H165L164 259H163V257H161ZM1 257V256H0ZM40 257V258H39ZM92 257V258H91ZM197 257V258H196ZM193 260H192V259ZM199 258H200V260H199ZM212 258V259H211ZM74 259V260H73ZM78 259V260H77ZM161 259H163V262H162V260ZM170 261H169V260ZM195 259V260H194ZM211 259V260H210ZM189 260V261H188ZM165 261V262H164ZM262 261V262H261ZM7 263H8V261H7Z\"/></svg>",
	"mask_w": 264,
	"mask_h": 264
},
{
	"label": "bare ground",
	"instance_id": "6f19581e",
	"mask_svg": "<svg viewBox=\"0 0 264 264\" xmlns=\"http://www.w3.org/2000/svg\"><path fill=\"white\" fill-rule=\"evenodd\" d=\"M222 20H223V19H222ZM229 32H231V29L229 30ZM214 34H218V33H214ZM134 35H135V34H134ZM211 36H213V35H211ZM229 37H230V36H229ZM148 38H150V37L148 36L146 39H144V38H142V39L145 41V43H148V41H147ZM220 38H223V39H224L223 36H218V37H216V38H213V39H215V40L213 41V44H214L215 46H214V49H212L213 51H211V53L208 54V58H207V59H209V57H211V59H212V57H217V56H218V53H217L216 48H217V46H219V45L222 43V42L220 41ZM161 40H162V39H161ZM234 40H235V39H234ZM194 42H195V41L192 40V43H193V44L191 45L190 53H189L188 51H185V52H188V53H189V54H188V55H189L188 57H187L186 55H183L182 52H181V55H179L178 53H180V52H178V51H175V50H172V49H169V50H168V51H171L172 53L178 54L177 57H179V58L181 57V58H182V59H179V60L175 61V63H174V64H175V65H174L175 67H173V68H175L174 71H177V70H178V74H177V75H179V71H180V70L182 71V72L180 71V73H181V74L183 73V69H184L183 67L186 65L185 63L188 64L187 61L191 60L190 57H192V54L197 53V51H198V53H200V50L196 47V45H194ZM218 44H219V45H218ZM148 46H149V45H148ZM152 46H153V45H152ZM152 46L149 47V48H150L149 50H156V52H158V51H164V48H163L162 50H161L160 47L157 48V44H155V43H154V46H153V47H152ZM192 48H194V49L192 50L193 53L191 52V49H192ZM186 50H188V48H187ZM196 50H197V51H196ZM176 52H178V53H176ZM185 54H186V53H185ZM177 57H176V58H177ZM193 57H194V56H193ZM205 57H206V54H205ZM195 58H196V56H195ZM200 59H202V58H200ZM207 59H206V62L209 61V60H207ZM192 60H193V59H192ZM196 60H197V59H196ZM204 61H205V60L202 59V62H204ZM180 62H181V63H180ZM182 62H185V63L182 64ZM191 62H192V61H191ZM200 62H201V61H200ZM195 63H198V66H199V67H198V66H194V69H193V68H192V69L190 68V70H191L190 72H192V70L195 71V75L192 73L194 76H196V73H197V72H198L197 75L200 76V75H202V73H203L202 71H206V69H208V66H205V65L202 66V65H200V64H199V60H198V62H195ZM204 64H205V62H204ZM193 65H194V64H193ZM195 65H196V64H195ZM186 66H188V67H192V66H189V65H186ZM186 66H185V68H186ZM188 67H187V68H188ZM196 67H198V69H195ZM202 67H203V68H202ZM50 69H51V67H50ZM121 69H125V70H126V67H124V65H123V66H121ZM200 69H201L202 71H201ZM128 71H129V70H128ZM187 71H188V73L186 72V73H184V74H185V76L188 78L187 75L190 74V72H189V70H187ZM196 71H197V72H196ZM143 72H144V71H142V70H139V71H138V70H135V75H136L137 79L141 81V84H140V86H138L137 89H136V92L138 93V95H136L137 100L135 99V101H137V102H136L135 106L132 107V108H133V109H137L138 106H140V105L142 106V105L144 104V103H142L143 101H147V100H143V101H142V99H145V97L147 96V95L145 96V93H146V94L149 93V94L151 95V96H150V97L152 98V99L150 98L151 100H153V99L155 98L157 101L161 102V101H163V100H160V98H162V99H166V103L164 104L165 106L159 108V109L162 110V111H158V109H153V110H151L150 116H153V117L155 118V116H158V115H160V114H164V115H165V118L167 119V123L170 124V125L174 122L175 119H174V120H172V119H173V118H176L177 114L179 115V114L182 112V110H183V112H185V110H184V108H185L184 105H186V104H184V102L186 101V100H185V97H186V96H184V95H185V92H186V93H189V95H190V93L194 94L193 96H194L195 100H196V99H200V100L202 101V96H201V95H202L203 91H205V90L207 89V88L202 89L201 83H198V84H197V87H199V90H197L198 92H196V94H195V92H193V90H191V88L188 87V85H189V83H188L189 78H188V80H186V78H182V77L184 76V74H183L182 77L180 76V77L182 78L181 80H179V79H178L179 77L177 76V77H178L177 79H178V81H180V82H178V81H177L178 83L175 82V84H174V85H175V87H174L175 90H171L172 87H170V84L168 83V81H166V82H164V83H163V82H160V80H161L162 78H161V77H158V75H157L156 73H153V74L151 73V75H152V81L150 82V84H148L149 86H147V84L144 82V79H143V76H144V75H142ZM150 72H151V71H150ZM120 73H121V72H120ZM144 73H145V72H144ZM148 73H149V72H148ZM148 73L146 74L147 76H148ZM200 73H201V74H200ZM205 73H206V72H205ZM209 73H210V72H209ZM203 74H204V73H203ZM207 74H208V73H207ZM151 75H149V76H151ZM190 75H191V74H190ZM208 75H209V74H208ZM212 75H213V74L210 75L211 78H212ZM149 76H148V77H149ZM194 76H192V77H194ZM198 76H197V77H198ZM203 76H204V75H203ZM214 76H215V75H214ZM144 77L146 78V76H144ZM148 77H147V79H148ZM174 77H175V76H174ZM174 77H169V79H167V80H169V81H174ZM206 77H208V76L206 75ZM149 78H150V77H149ZM190 78H191V77H190ZM197 79H199V78H197ZM197 79H196V77H195V80H197ZM203 79H204L203 77H202V79L200 78V80H203ZM192 80H193V78H192ZM211 80H212V79H211ZM148 81H150V80H148ZM203 81H204V80H203ZM206 81H207V80H206ZM146 82H147V81H146ZM191 82H192V81H191ZM191 82H190V83H191ZM194 82H195V81H194ZM204 83H206V82H204ZM207 83H208V82H207ZM207 83H206V84H207ZM208 84H209V83H208ZM192 85H193V84H191V86H192ZM103 86H104V85H103ZM189 86H190V85H189ZM193 86H194V85H193ZM105 87H106V86H105ZM194 87H195V86H194ZM156 88H157V90H156ZM184 88H185V89H184ZM195 88H196V87H195ZM17 89H20V87H16V90H17ZM105 89H106V88H105ZM162 89H163V91H162ZM182 89L184 90L183 92H181ZM186 89H190V91L187 92ZM84 91H85V90H84ZM160 91H162V92H161V94H162L161 96H160ZM173 91H174V92H173ZM175 91H176V92H175ZM232 91H233V90H232ZM4 92H5V91H4L3 89H0V93H4ZM233 92H234V95H236V92H235V91H233ZM5 93H6V92H5ZM103 93H104V92H103ZM176 93H177V94L179 93V94H181V95H180V96H175ZM110 94H111V93H110ZM163 94H164V96H163ZM179 94H178V95H179ZM100 95L104 96L103 94H100ZM143 95H144V96H143ZM223 95H224V94H223ZM223 95H222V96H223ZM110 96H111V95H110ZM142 96H143L144 98H142ZM148 96H149V95H148ZM148 96H147V98H148ZM159 96H160V98H159ZM173 96H175V97H173ZM236 96H237V95H236ZM99 97H100V96H99ZM104 97H105V96H104ZM138 97H139V98H138ZM226 97H227V96H226ZM228 97H229V96H228ZM230 97H232V96H230ZM237 98L239 99L240 97L238 96ZM104 99H105V98H104ZM104 99H103V101H104ZM111 99L113 100V98H111ZM226 99H227V98H226ZM6 100H7V99H4V100H3V103H4ZM1 101H2V100H1V98H0V102H1ZM149 101H150V100H149ZM157 101H156V102H157ZM226 101H227V100H226ZM231 101H233V99H231ZM240 101H242L241 98H240ZM97 102L100 103L99 100H98ZM105 102H106V101H105ZM102 103H103V102H102ZM106 103H107V102H106ZM106 103H105V105H106ZM116 103H117V102H116ZM116 103H114V104L111 105V106H108V108L105 106V108H107V110H108L109 107L112 108V106H115L116 108H115L114 110H118V111H115L116 113H117V112L119 113V112L122 111V110H124V111H126V110H131V109L128 108V107H131V106L128 105V104H124V103L122 104V103H121V104L119 105V104H116ZM119 103H120V102H119ZM162 103H163V102H162ZM227 103H228V102H227ZM229 103H231V102H229ZM108 104H109V103H107V105H108ZM103 105H104V103H103ZM103 105H102V107H103ZM231 105H232V104H231ZM231 105H230V106H231ZM235 105H237L236 102H235ZM98 106H99V105H98ZM100 107H101V105H100ZM236 107H237V106H236ZM105 108H104V109H105ZM111 108H110V111L113 112L114 110L112 111ZM195 108H197V107H195ZM195 108H193V106H192V107L189 108V110H191V111H187V112H189V113H190V112H191V113H194V112H195V113H196L197 111H196ZM241 108H242V107H241ZM241 108H240V109H241ZM104 109H103V110H104ZM232 109H233V108H232ZM240 109H239V110H240ZM119 110H120V111H119ZM187 110H188V109H187ZM222 110L224 111V109H222ZM65 111H66V110H64V111L61 110V111L55 112V115H54L53 118L56 119V118L59 117L58 115H62V113L65 114V113H66ZM105 111H106V109H105ZM229 111H230V110H227V112H229ZM236 111H237V110H236ZM241 111H244V109L241 110ZM241 111H240V112H241ZM111 112H109V115L111 114ZM231 112H232V110H231ZM238 112H239V111H238ZM240 112H239L238 114L235 113L236 115L239 116V119H238V120L241 119L240 117H243V116H244V115H242ZM116 113H114V114H116ZM244 113H245V111H244ZM95 114H96V113H95ZM98 114L100 115V113H98ZM98 114H96V117L98 116ZM102 114H103V113H102ZM106 114H108V112H107ZM217 114H218V113H217ZM222 114H224V112H223ZM222 114H221V116H222ZM230 114H231V113H229V115H230ZM233 114H234V113H233ZM235 114H234V115H235ZM239 114H241L242 116H240ZM227 115H228V114L225 113L224 116H227ZM236 115H235L234 118H237V117H238V116L236 117ZM0 116H2V111H1V110H0ZM160 116H162V115H160ZM185 116H186V115H185ZM198 116H199V115H198ZM232 116H233V115H232ZM101 117H102V116H101ZM101 117H100V119H101ZM103 117H104V116H103ZM105 117H106V116H105ZM222 117H223V116H222ZM230 117H231V116H230ZM224 118H225V117H224ZM228 118H229V116H228ZM245 118H246V117H243V119H245ZM97 119H99V118H97ZM100 119H99V120H100ZM161 119H162V118L159 117V121H160V123H161V121L164 120V118H163L162 120H161ZM189 119H190V118H189ZM243 119H242V125L245 126V125L243 124ZM57 120H58V119H57ZM99 120H98V121H99ZM154 120H157V118H155ZM181 120H182V119H181ZM186 120H187V119H186ZM225 120H228L227 117L225 118ZM230 120H231V119H229V121H230ZM232 120H233V118H232ZM232 120H231V121H232ZM94 121H95V120H94ZM98 121L96 120L95 122H97V124H98V123H99ZM103 121L106 122V120H103ZM103 121L100 120V122H103ZM157 121H158V120H157ZM157 121H155V122H157ZM159 121H158V122H159ZM192 121H193V120H192ZM223 121H224V120H223ZM235 121H237V120H235ZM244 121H245V120H244ZM92 122H93V121H92ZM176 122H178V120H177ZM176 122H175V123H176ZM187 122H188V120H187V121H184V124H186ZM189 122H190V121H189ZM218 122H221V121H218ZM218 122H217V124H218ZM237 122H238V121H237ZM164 123H165V122H164ZM175 123H174V124H175ZM178 123H179V122H178ZM178 123H177V124H178ZM226 123H227V122H226ZM228 123L231 124V123H234V121H233V122H228ZM238 123H239V122H238ZM238 123H234V125H235V124H236V125H239ZM244 123H245V122H244ZM91 124H92V123H91ZM95 124H96V123H95ZM97 124H96V125H97ZM157 124H158V123H157ZM161 124H162V123H161ZM174 124H173V125H174ZM180 124H181V123H180ZM214 124H215V123H214ZM217 124H215V125L218 127V126L220 125V123H219V125H217ZM230 124H229V125H230ZM247 124H248V123H247ZM96 125L94 126V124H93L94 127H96ZM170 125H169V127H172V126H170ZM190 125H191V124H190ZM221 125H224V124L221 123ZM229 125H227V129H228V126H229ZM250 125H251V124H250ZM174 126L178 127V126H180V125H174ZM230 126L234 127L233 125H230ZM246 126H247V125H246ZM113 127H114V126H113ZM113 127H112V128H113ZM187 127H192V126H187ZM193 127H194V126H193ZM225 127H226V126H225ZM236 127H237V126H236ZM248 127H249V128H251V127H254V128H255V126H251V127H250L249 125H248ZM248 127H247V128H248ZM114 128H115V127H114ZM117 128H118V127L116 126V129H117ZM172 128H173V127H172ZM179 128H180V127H179ZM185 128H186V126H185ZM194 128H197V127H194ZM194 128H191V129H194ZM219 128H220V126H219ZM219 128H217V129H219ZM230 128H231V127H229V129H230ZM241 128H242V126L240 127V129H241ZM247 128H246V129H247ZM173 129H174V128H173ZM173 129H172V130H173ZM175 129H176V128H175ZM177 129H178V128H177ZM180 129H181V128H180ZM186 129H187V128H186ZM191 129L188 128L189 131H194L193 133H195V129H194V130H191ZM208 129H209V128H208ZM211 129H214V128L212 127ZM215 129H216V128H215ZM215 129H214V130H215ZM236 129H237V128H236ZM238 129H239V126H238ZM238 129H237V130H238ZM242 129H243V131H242V130H240V131H242V132H245V131H246V130L244 131L245 128H242ZM251 129H252V128H251ZM257 129H259V128L257 127ZM90 130H91V128H89V129H87V130L85 131V132H87V135H88V133L90 132ZM181 130H183V129H181ZM184 130H185V129H184ZM184 130H183V133H186ZM198 130H199V128H198ZM209 130H210V129H209ZM219 130H220V129H219ZM219 130H218V131L216 130L217 133H219ZM221 130H222V129H221ZM247 130H248V129H247ZM259 130H260V129H259ZM94 131H95V130H94ZM94 131H92V132H94ZM189 131H187L186 134H188ZM222 131H225V130H222ZM238 131H239V130H238ZM240 131H239V132H240ZM257 131H258V130H257ZM96 132H97V129H96ZM96 132H95V133H96ZM199 132H200V131H199ZM207 132H208V130H207ZM207 132H206V133H207ZM209 132H210V131H209ZM209 132H208V133H209ZM212 132H213V130H212ZM225 132H226V131H225ZM227 132H228V130H227ZM227 132H226L225 134H227ZM229 132H230V131H229ZM229 132H228V134H230ZM239 132L237 133V135L239 134ZM248 132H249V131H248ZM253 132H256V129H255ZM97 133H99V132H97ZM97 133H96V134H97ZM201 133H203V132H201ZM208 133H207V134H208ZM220 133H221V132H220ZM232 133H233V131H232ZM251 133H252V132H251ZM260 133H261V132H260ZM0 134H1V131H0ZM83 134H84V133H83ZM92 134H93V133H91L90 135H92ZM100 134H101V133H100ZM186 134H185V135H186ZM204 134H205V133H204ZM204 134H203V135H204ZM207 134H206V135H207ZM241 134H242V133H241ZM241 134H240V135H241ZM245 134H246V132H245ZM85 135H86V133H85ZM85 135H84V136H85ZM90 135H89V136H90ZM97 135H98V134H97ZM183 135H184V134H183ZM183 135H182V137H183ZM190 135L192 136V135H194V134H192V132H191V133H189L188 136L190 137ZM195 135H197V133H195ZM206 135H204V136H206ZM209 135H210V133H209ZM215 135H216V134H215ZM215 135H214V137L217 138V136H215ZM217 135H218V134H217ZM220 135H221V134H220ZM233 135H234V134H233ZM240 135H239V136H240ZM248 135H249V134H248ZM253 135H254V133H253ZM0 136H1V137H0V144H1V147L4 148V152H5V150H6V155H5V157H4V158H0V176H5V175L3 174L4 165H5V160H8V161L10 162L12 168H15V166H16V165H15L16 162L13 161L14 158L11 159L12 156H13V155L15 156L16 154L20 155L22 152H26V151H27V147H28V145H23V144L21 143V141L18 139V137H17L16 135H13V134L8 133V132H7L6 135L3 133V134L0 135ZM89 136H87V137H89ZM113 136H114V135H113ZM197 136H198V135H197ZM207 136H208V135H207ZM218 136H219V135H218ZM221 136H222V135H221ZM221 136H220V137H221ZM226 136H227V135H226ZM226 136H225V137H226ZM230 136H232V134H231ZM250 136H251V135H250ZM260 136H261V134H260ZM87 137L85 136L84 138L87 139ZM154 137H155V136H154ZM186 137H187V136H186ZM193 137H194V136H193ZM199 137H200V136H199ZM201 137H202V136H201ZM223 137H224V133H223ZM223 137H221L222 140L224 139ZM227 137L229 138V136H227ZM227 137H226V138H227ZM246 137H247V136H246ZM246 137H245V135H244V138H246ZM89 138H91V137H89ZM114 138H115V137H114ZM116 138H119V137H116ZM191 138H192V137H191ZM194 138H196V137H194ZM194 138H193V139H194ZM205 138H206V137H205ZM221 138H220V139H221ZM231 138H233V137H231ZM234 138H235V137H234ZM234 138H233V141H234ZM240 138H241L240 141L244 140V139H242V135H241ZM258 138H259V137H258ZM86 139H84V140H86ZM94 139H95V138H93L92 140L94 141ZM200 139H201V138H199V140H200ZM203 139H204V137H203ZM220 139H219V140H220ZM96 140H97V139H96ZM99 140H100V139H99ZM99 140H97V141H99ZM117 140H118V139H117ZM183 140H185V137H184ZM183 140H182V141H183ZM187 140H188V138H187ZM189 140H190V139H189ZM199 140H198V141H199ZM208 140H209V139H208ZM212 140H213V139H212ZM222 140H221V141H222ZM228 140H229V139H228ZM230 140H232V139H230ZM237 140H239V139H237ZM89 141H91V139H90ZM89 141H88V142H89ZM97 141H96V142H97ZM155 141H156V140H155ZM191 141H192V139H191ZM195 141H196V140H195ZM201 141H202V139H201ZM203 141H204V140H203ZM203 141H202V142H203ZM259 141H260V140H259ZM263 141H264V140H263ZM81 142H82V141H81ZM81 142H80V143H81ZM88 142H87V143H88ZM105 142H107L106 139H105ZM105 142H104V140H103V143H105ZM109 142H110V140H109ZM109 142H108V143H109ZM185 142H186V143H185ZM185 142H184L185 144H182L181 142H179V144L176 145V147H174V148H175L177 151H178V149L181 148L180 146L183 147V146L185 145V146H187V147L189 148L188 145H189L190 143L187 142V141H185ZM206 142H207V141H206ZM210 142H211V141L209 140V143H210ZM218 142H219V141H218ZM226 142H228L227 139H226ZM243 142H244V141H243ZM248 142H250V140H249ZM254 142H255V141H254ZM99 143H100V142H99ZM108 143H105V144L107 145ZM138 143H139V142H138ZM138 143H135V145L137 144L138 146L136 145L135 147H133V149H132V150H133V153H135L136 150L140 149L141 144H138ZM146 143H147V142H146ZM158 143H159V142H158ZM195 143H196V142H195ZM203 143H204V142H203ZM214 143H215V142H214V140H213V141H212L213 146H215ZM222 143H223V142H222ZM233 143H234V142H233ZM27 144H28V143H27ZM84 144H86V143H84ZM95 144H96V143H95ZM100 144H102V142H101ZM192 144H193V143H192ZM197 144H198V143H197ZM223 144H224V143H223ZM223 144H222V145H223ZM225 144H226V143H225ZM225 144H224V147L226 146ZM228 144H229V143H228ZM234 144H235V143H234ZM236 144H237V142H236ZM244 144H245V142H244ZM93 145H94V144L91 145V148H92ZM98 145H99V144H98ZM102 145H104V144H102ZM102 145H99L100 147H102L101 149H103V146H102ZM114 145H115V144H114ZM114 145H111L112 148H113ZM146 145H147V144H146ZM206 145H208V144H206ZM210 145H211V144H210ZM219 145H220V144H219ZM222 145H221V146H222ZM85 146H88V145H85ZM89 146H90V145H89ZM89 146H88V147H89ZM111 146L109 145V148H108V149H111V148H110ZM192 146L194 147V145H192ZM203 146H204V144H203ZM217 146H218V145H217ZM217 146H216V147H217ZM230 146H231V145H230ZM237 146H239V148L241 147L240 144L237 145ZM245 146H246V144H245ZM248 146H249V145H248ZM253 146H254V145H253ZM253 146H252V147H253ZM83 147H84V146H82V148H83ZM106 147H107V146H106ZM106 147H105V149H106ZM148 147H149V144H148ZM154 147H156V146H153V145H152L151 148H150V147L147 148V151L150 150V149H152V148H154ZM190 147H191V146H190ZM195 147H196V146H195ZM199 147H200V146H199ZM206 147H207V146H206ZM246 147H247V146H246ZM249 147H250V146H249ZM80 148H81V147H80ZM84 148H85V147H84ZM84 148H83V149H84ZM174 148H173V146H172V148H171L172 150H168V151L164 150L163 157H162L161 159H160V158H158V159L156 158V160H159L160 163H164V161H168V162H169V165H170L171 162H172V159L174 158V157H172V154L170 153V151H173ZM183 148H184V147H183ZM183 148H182V149H183ZM196 148H197V147H196ZM208 148H209V145H208ZM219 148H221V147H218V150H219ZM231 148H232V147H231ZM255 148H256V147H255ZM23 149H25V150H23ZM89 149H90V147H89ZM89 149H88V151L90 152L91 150H89ZM95 149H96L95 151L98 150L97 148H95ZM99 149H100V148H99ZM105 149H104V150H105ZM145 149H146V148H145ZM175 149H174V150H175ZM182 149H181V150H182ZM216 149H217V148H216ZM229 149H230V148H229ZM251 149H252V148H251ZM263 149H264V147H263ZM84 150H85V149H84ZM86 150H87V148H86ZM92 150H94V147L92 148ZM114 150H115V149H114ZM184 150H185V149H184ZM187 150H188V149H187ZM187 150H186V151H187ZM189 150H190V148H189ZM191 150H192V149H191ZM193 150H195V149H193ZM204 150H205V149H204ZM204 150H203V151H204ZM206 150H207V149H206ZM206 150H205V151H206ZM221 150H222V149H221ZM226 150H227V149H226ZM233 150H235V149H233ZM249 150H250V149H248L247 151H249ZM253 150H254V149H253ZM253 150H252V151H253ZM99 151H100V150H99ZM108 151H109V150H108ZM111 151H112V150H111ZM150 151H151V150H150ZM186 151H185V152H186ZM241 151H243V150H241ZM244 151H245V150H244ZM92 152H93V151H92ZM100 152L103 153V155H102ZM100 152H99V154H98V152H96V153L98 154V156L101 155L102 157L104 156V158H105V155L107 154L108 157H109V154H108L109 152H108V153H106V152H102V151H100ZM151 152H152V151H151ZM187 152H189V151H187ZM187 152H186V154H187ZM191 152H192V151H191ZM217 152H218V151H217ZM249 152H250V151H249ZM249 152H248V153H249ZM255 152H256V151H255ZM259 152H260V151H259ZM93 153L95 154V152H93ZM104 153H106V154L104 155ZM111 153H113V152H111ZM114 153H115V152H114ZM152 153H153V152H152ZM174 153H175V152H174ZM182 153H183V152H182ZM189 153H190V152H189ZM189 153H188V154H189ZM206 153H207V152H206ZM220 153H222V151H220ZM224 153H225V152H224ZM236 153H238V152H236ZM248 153L245 152L244 154H248ZM250 153H251V152H250ZM250 153H249V154H250ZM256 153H257V152H256ZM262 153H263V151H262ZM192 154H193V153H192ZM194 154H195V153H194ZM194 154H193V155H194ZM197 154H198V153H197ZM204 154H205V153H204ZM241 154H242V152H241ZM251 154H253V153H251ZM107 155H106V157H107ZM133 155H134V154H133ZM201 155H202V154H201ZM222 155L224 156V154H222ZM227 155H229V154H227ZM242 155H243V154H242ZM257 155H258V154H257ZM260 155H261V154H260ZM98 156H96V157H98ZM101 156H100V157H101ZM179 156H180V155H179ZM184 156H185V154H184ZM189 156H191V155H189ZM246 156H248V155H246ZM255 156H256V154H255ZM255 156H254V157H255ZM100 157H98V158H100ZM193 157H194V156H193ZM195 157H197L196 154H195ZM195 157H194V158H195ZM205 157H206V156H205ZM260 157H261V156H260ZM260 157L258 156L257 158L259 159ZM104 158H103V159H104ZM177 158H179V157H177ZM185 158H186V156H185ZM198 158H199V156H198ZM198 158H197V159H198ZM201 158H202V157H201ZM209 158H210V156H209ZM230 158H232V157H230ZM95 159H97V158H95ZM100 159H102V158H100ZM100 159H99V160H100ZM103 159H102V162H104ZM108 159H109V158H108ZM199 159H200V158H199ZM211 159H212V158H211ZM211 159H210V160H211ZM99 160H98V161H99ZM186 160H187V159H186ZM191 160H192V159H191ZM225 160H226V159H225ZM225 160H224V161H225ZM233 160H234V159H233ZM195 161H196V160H195ZM224 161H222L221 164H222ZM231 161H232V159H231ZM259 161H260V159H259ZM259 161H258V162H259ZM96 162H97V161H96ZM100 162H101V161H100ZM105 162H106V160H105ZM189 162H190V161H188V163H189ZM196 162H197V161H196ZM211 162H212V161H211ZM229 162H230V161H229ZM261 162L264 163L263 161H261ZM98 163H99V162H98ZM98 163H96V165H98ZM194 163H195V162H194ZM209 163H210V162H208V160H207L206 158H203V159L200 160V162L194 164V165L198 166V169H199L200 173H199L198 169L195 168L196 166H195V167L191 166V167H193V168H192L193 170H197V171H198V172H197V171H195V172H192V171H191L192 173H191V175H189V177H190L189 179H190L191 184H190V183H188V184L194 186V187H193L194 189L192 188V190H193V192H195L194 195H191V194H192L191 192H190L191 194L189 193V195H191L192 197L198 195V197H199V196H202V197H201V199H202V198L204 197L205 194L208 196L209 193H214V192H213V191H215V190H214V187H216V186H214L215 178H212L213 176L211 175L212 173H211V170H210V168H209ZM225 163H226V162H225ZM225 163H224V164H225ZM230 163H231V162H230ZM251 163L253 164V162H251ZM100 164H101V163H100ZM185 164H186V166H187V163H185ZM192 164H193V160H192ZM224 164L222 165V168H224V166H225ZM233 164H235V163L233 162ZM254 164H256V163L254 162ZM259 164H260V163H259ZM259 164H258V165H259ZM103 165H104V163H103ZM126 165H127L126 162H124V161H120V162L117 163L115 169H118L119 172H122V173H124L125 170L130 171V173H129V172H126V176H124V177L127 178L128 180H129V178H130L131 176H135V177H136V176H137V175H136L137 173H131V170H130L128 167L126 168ZM183 165H184V164H183ZM183 165H182V166H183ZM228 165H229V164H228ZM101 166H102V165H101ZM186 166H183V167L185 168ZM229 166H230V165H229ZM231 166H232V165H231ZM254 166H255V165H254ZM260 166H262V165H260ZM96 167H97V166H96ZM98 167H99V165H98ZM179 167H180V166H179ZM179 167H178V168H179ZM187 167H188V166H187ZM219 167H220V166H219ZM242 167H243V166H242ZM168 168H169V166L166 167V169H168ZM181 168H182V167H181ZM181 168H180V170H181ZM217 168H218V167H217ZM220 168H221V167H220ZM222 168H221V169H222ZM225 168L227 169V165H226ZM228 168H230V167H228ZM246 168H247V167H246ZM253 168H254V167H253ZM15 169H16V168H15ZM230 169H231V168H230ZM258 169H259V168H258ZM97 170H98V169H96V171H97ZM118 170H117V171H118ZM189 170H191L190 167H189ZM189 170H188V168H187L186 171H189ZM205 170H207V175H205ZM222 170H223V169H222ZM232 170H233V169H232ZM249 170L252 171V169H249ZM223 171H226V170H223ZM229 171H230V170H229ZM241 171H242V170H241ZM251 171H250V172H251ZM255 171H256V169H255ZM94 172H95V171H94ZM183 172H184V169H183ZM227 172H228V170H227ZM234 172H235V171H234ZM234 172H233L232 174H234ZM247 172H248V171H247ZM247 172H246V173H247ZM92 173H93V171H90V172L86 173L87 176H85V178L82 177V176L79 177V179H80L81 182H80V186H79V188H77V190L74 192L76 198H75L74 200H72V204H73V206L68 205L67 207H64V206H63V207L60 208V210H61L63 213L61 212L62 214L60 213V214H58V216L61 215L59 219H60V225H61L62 228H63V232H69L70 229H71V230H74L73 227L71 226V224L73 225V223L70 222V225H67V226H66L64 223H62V221H63L62 218H65V219H66V218L69 216V215H67V217H66L64 211H68V210L73 211L74 213L71 212V213H72V217L75 216L76 213H77V214H80V212L82 211V210H81L82 206H83V207L85 206V202H83V199H85L86 197H89V193H90V192L93 193V191H95V189H94L93 186H92L95 182H93L92 179H90V177H92V175H93ZM185 173H186V172H185ZM189 173H190V172H189ZM216 173H218L217 170H216ZM222 173H224V172H221V174H222ZM229 173H230V172H229ZM243 173H245V172H243ZM96 174H97V172H96ZM115 174H117V173L115 172ZM177 174L179 175L180 173H177ZM199 174H200V175H199ZM232 174H229L228 176H230V175L232 176ZM257 174H258V173H257ZM257 174H256V176H257ZM97 175H98V174H97ZM117 175H118V174H117ZM120 175H121V174H120ZM180 175H181V174H180ZM213 175H214V174H213ZM218 175H219V174H218ZM226 175H227V174H226ZM260 175H261V174H260ZM260 175H259V176H260ZM94 176H95V175H94ZM110 176H111V175H110ZM114 176H115V175H114ZM222 176H223V175H222ZM103 177H104V176H103ZM103 177H102V178H103ZM106 177H107V176H106ZM111 177H112L111 179L114 178L113 176H111ZM178 177H179V176H178ZM181 177H182V175L180 176V178H181ZM184 177H185V176H183L182 178H184ZM186 177H187V176H186ZM215 177H217V176L215 175ZM97 178L100 179L101 177L99 178V177L97 176ZM102 178H101V179H102ZM109 178H110V177H109ZM120 178H122V177L120 176ZM176 178H177V177H176ZM180 178H179V180H180ZM222 178H223V177H222ZM226 178H227V177H226ZM229 178H230V177H229ZM231 178H232V177H231ZM243 178H244V176H243ZM260 178H261V177H260ZM101 179H100V180H101ZM105 179H106V178H103V179L101 180V182L104 181V185H105ZM122 179H123V178H122ZM130 179L132 180V177H131ZM177 179H178V178H177ZM177 179H176V180H177ZM185 179H186V178H185ZM185 179H182V180L186 181ZM218 179H219V176H218ZM220 179H221V178H220ZM262 179H263V178H262ZM262 179H261V181H262ZM93 180H94V179H93ZM95 180H96V178H95ZM100 180H99V181H100ZM106 180H108V178H107ZM131 180H130V181H131ZM221 180H223V179H221ZM233 180H234V179H233ZM237 180H238V179H237ZM252 180H253V177H252ZM97 181H98V180H97ZM99 181H98V183H100ZM112 181H113V180H112ZM119 181H121V180L119 179ZM124 181H125L124 183H126V179H125ZM177 181H178V180H177ZM229 181H230V180H229ZM182 182H183V181H182ZM182 182L180 183V185L184 183V182H183V183H182ZM217 182H218V181H217ZM217 182H216V183H217ZM221 182H222V181H221ZM221 182H218V183H221ZM234 182H235V181H234ZM234 182H232V183L234 184ZM252 182H253V181H252ZM254 182H255V180H254ZM29 183H30V184L27 185L28 191H30V192L32 191V194L36 193L37 191H36V189L33 188V183H32V181H30ZM96 183H97V182H96ZM102 183H103V182H102ZM110 183H111V182H110ZM117 183H118V182H117ZM121 183H122V182H121ZM128 183H129V182H128ZM257 183H258V182H257ZM263 183H264V182H263ZM100 184H101V183H100ZM106 184H107V183H106ZM122 184H123V183H122ZM186 184H187V182H186ZM188 184H187V185H188ZM222 184H223V182H222ZM230 184H231V183H230ZM252 184H253V183H252ZM252 184H251V185H252ZM4 185H5V184H4ZM40 185H42V184H40ZM54 185H56V187H58V186H57V185H58L57 183H54ZM97 185H99V184H97ZM129 185H130V183H129ZM183 185H184V184H183ZM217 185H218V184H217ZM226 185H228V184H226ZM251 185H250V186H251ZM42 186H43V185H42ZM101 186H102V185H100V186H98V187H101ZM122 186H125V185L123 184ZM188 186H189V185H188ZM192 186H191V187H192ZM252 186H253L254 188L252 187L251 189H254V190H255V189H256L255 186H254V185H252ZM256 186H257V185H256ZM38 187H39V186H38ZM44 187H45V186H44ZM44 187H43V188H44ZM46 187H47V186H46ZM96 187H97V186H96ZM126 187H127V186H126ZM181 187H182V186H181ZM181 187H180V188H181ZM184 187H186V186H184ZM184 187H182L183 190H184ZM218 187H219V186H218ZM218 187L216 188V191H217V189H218V191H219V188H218ZM221 187H222V186L220 185V190H224V186L222 187V189H221ZM228 187H230V186H228ZM231 187H233V186H231ZM234 187H235V186H234ZM237 187H238V186H237ZM237 187H236V188H237ZM258 187H260V186H258ZM4 188H5V186H4ZM40 188H42V187H40ZM92 188H93V191H92ZM102 188H103V187H101V190L104 191V189H102ZM124 188H125V187H124ZM124 188L122 187V188H120V189H121V190H122V189H123V190H127V189H124ZM129 188H130V187H128V189H129ZM187 188H188V187L185 188V191H186V192H188V191H187ZM226 188H227V186H226ZM236 188H235V189H236ZM261 188H262V187H261ZM188 189H189V188H188ZM190 189H191V188H190ZM230 189H232V188H230ZM230 189H229V190H230ZM263 189H264V187H263ZM263 189H262V191H263ZM43 190H44V189H43ZM45 190H46V188H45ZM97 190H98V189H97ZM117 190H118V189H117ZM123 190H122V191H123ZM129 190H130V189H129ZM129 190H127V191H129ZM176 190L179 191L178 188H177ZM192 190H190V191H192ZM227 190H228V189H227ZM238 190H239V188H238ZM247 190H248V189H247ZM258 190H259V189H258ZM258 190H255V191L257 192ZM8 191H10V190L8 189L7 192H8ZM46 191H47V190H46ZM127 191H125V192L127 193ZM98 192H99V191H98ZM101 192H102V191H101ZM123 192H124V191H123ZM175 192H176V191H175ZM179 192H180V191H179ZM179 192H178V193H179ZM222 192H223V191H222ZM259 192H260V190H259ZM94 193H95V192H94ZM99 193H100V192H99ZM99 193H98V194H99ZM102 193H103V192H102ZM113 193H114V192H113ZM121 193H122V192H121ZM128 193H130V191H129ZM178 193H176V194H178ZM215 193H216V192H215ZM217 193H218V195H219V192H217ZM220 193H221V191H220ZM225 193H227V191H226ZM228 193H229V192H228ZM245 193H246V190H243L242 192H240V195L242 196V195H244ZM252 193H254V191H253V192L251 191V194H252ZM260 193H261V192H260ZM260 193H259V194H260ZM262 193L264 194V192H262ZM106 194H107V193H106ZM124 194H125V193H124ZM168 194H169V193H168ZM168 194H166V196H167ZM171 194H172V193H171ZM171 194H169V195H171ZM173 194H174V196H176V197L183 196V195H181V194H180V196H177V195H175L174 192H173ZM173 194H172V195H173ZM232 194H235L234 191H233V193H231V195H232ZM254 194H255V193H254ZM257 194H258V193H257ZM263 194H262V196H264ZM4 195H5V194H4ZM13 195H15L14 197H17V196H16V193H14ZM104 195H105V194H104ZM104 195H103V196H104ZM122 195H123V194H122ZM126 195H128V194H126ZM131 195H133V193H132ZM169 195H168V196H169ZM178 195H179V194H178ZM227 195H228V194H227ZM240 195H239V196H240ZM50 196H51V195H50ZM50 196H49V198H50ZM54 196H55V195H54ZM128 196H129V195H128ZM166 196H164V197H166ZM191 196H190V197H191ZM207 196H205V197H207ZM209 196H210V195H209ZM209 196H208V197H209ZM229 196H230V194H229ZM235 196H236V194H235L234 196H232V200H233V197H235ZM33 197H34V196H33ZM42 197H43V196H42ZM42 197H39V199H42ZM105 197H106V196H105ZM183 197H184V196H183ZM198 197H197V198H198ZM223 197H225V195H223L222 198H223ZM257 197H258V195H257ZM45 198H46V197H45ZM49 198H48V199H49ZM126 198H127V197H126ZM168 198H169V197H168ZM171 198H172V197H171ZM180 198H181V197H180ZM210 198H213V199H214V196H210ZM216 198H217V197H216ZM229 198H231V197H229ZM229 198H228V200H229ZM235 198H238V195H237V197H235ZM235 198H234V199H235ZM240 198H241V197H240ZM240 198H239V199H240ZM242 198H243V197H242ZM245 198H247V197H245ZM261 198H262V197H261ZM15 199H16V198H15ZM31 199L33 200V198H31ZM100 199H101V198H100ZM106 199H108V198H106ZM127 199H129V198H127ZM144 199L146 200V198H144ZM164 199L166 200L167 198H164ZM169 199H170V198H169ZM173 199H174V198H173ZM182 199H183V198H182ZM182 199H181V200H182ZM184 199H186V197H185ZM184 199H183V200H184ZM189 199H190V198H189ZM206 199H207V198H206ZM220 199H221V197H220ZM223 199H224V198H223ZM239 199H238V200H239ZM247 199H248V198H247ZM256 199H258V198H256ZM63 200H64V199H63ZM67 200H68V199H67ZM69 200H70V198H69ZM93 200H94V199H93ZM109 200H110V201L107 202L108 207H107V205H106V206H105V209H104V207H103L102 209H99V211H98V213H99V212H103V213H104L102 216H103L105 219H106L107 217H109V215H110L111 213L118 211V210H119V209H120V208L126 203V201H127L126 199H124V198H123L122 196H120V195H115V196L109 197ZM167 200H168V199H167ZM167 200H166V201H167ZM204 200H205V199H204ZM210 200H211V199H209V201H210ZM214 200L217 201V199H214ZM228 200H227V201H228ZM238 200H236V201H238ZM240 200H241V199H240ZM258 200H260V199H258ZM104 201H105V200H104ZM166 201H163V202H166ZM174 201H175V203H177V204L180 203V199H179V198H178V199L175 198ZM202 201H203V200H202ZM209 201H207V202H209ZM212 201H213V200H212ZM220 201H221V200H220ZM224 201H225V200H224ZM224 201H223V202H224ZM229 201H230V203L233 202V201H231V199H230ZM243 201H244V200H243ZM245 201H246V200H245ZM256 201H257V200H256ZM256 201H254V202L256 203ZM46 202H47V201H46ZM51 202H52V201H51ZM55 202H56V201H55ZM55 202H54V203H55ZM67 202H68V204H69L70 201H67ZM142 202H144V201H142ZM170 202H172V201H170ZM196 202H197V201H196ZM207 202H205V203H207ZM239 202H242V201H239ZM246 202H247V201H246ZM249 202H251V201H249ZM254 202H252V203H254ZM48 203H49V202H48ZM48 203H45V204H48ZM86 203H87V202H86ZM94 203H95V202H94ZM161 203H162V202H161ZM210 203H211V201H210ZM215 203H216V202H215ZM217 203H218V202H217ZM221 203H222V202H221ZM244 203H245V202H244ZM252 203H251L250 205H252ZM56 204H59V203L56 202ZM56 204H55V205H56ZM66 204H67V203H66ZM103 204H104V203H102V205H103ZM163 204H164V203H163ZM203 204H204V203H203ZM213 204H214V203H213ZM224 204H225V203H223V205H224ZM227 204H228V203H226V206H228ZM233 204H235V205H232V206L235 207L237 203H233ZM21 205H23L22 207L26 208L24 214H25V215H30V216H32L31 219H32V221L34 222V226H37V225H38V222H40L41 218H42L43 216H45V214H46V213H45L46 210H39V209H38V206H31V205H28V204H26L24 201L21 203ZM43 205H44V204H43ZM52 205H53V204H52ZM61 205H62V204H61ZM94 205H95V204H94ZM97 205H98V204H97ZM164 205H166V208L169 207V208L171 209V207H170L167 203H165ZM167 205H168V207H167ZM172 205H174V204H172ZM188 205H189V204H188ZM209 205H211V204H209ZM216 205H217V204H216ZM221 205H222V204H221ZM237 205H239V204H237ZM248 205H249V204H247V207H248V209H249V206H248ZM56 206H57V208H58V205H56ZM59 206H60V204H59ZM87 206H88V204H87ZM89 206H90V204H89ZM99 206H100V205H99ZM124 206H126V204H125ZM124 206H123V207H124ZM212 206H213V205H212ZM224 206H225V205H224ZM226 206H225V208H226ZM244 206H245V204H244ZM244 206H243V207H244ZM258 206H260V205H258ZM70 207H71V209H70ZM90 207H92V206H90ZM90 207H89V208H90ZM101 207H102V206H101ZM101 207H100V208H101ZM106 207H107V208H106ZM160 207H161V209H162L164 206H160ZM205 207H206V206H205ZM210 207H211V206H210ZM210 207H209V208H210ZM217 207H218V206H217ZM228 207H229V206H228ZM238 207H240V206H238ZM238 207H237V208H236V207L233 208V211H234V209H236L235 211H238V210H237ZM241 207H242V206H241ZM245 207H246V206H245ZM245 207H244V208H245ZM251 207H254V205H252ZM40 208H41V207H40ZM52 208H55V207H52ZM66 208H67V209H66ZM139 208H141V207H139ZM169 208H168V209H169ZM255 208H256V207H254V210H256ZM257 208H258V207H257ZM262 208H263V207H261V209H262ZM55 209H56V208H55ZM79 209H80V211H79ZM87 209H88V208H87ZM154 209H155V208H154ZM159 209H160V208H159ZM161 209L158 210V211H159V212H158V215H159V213H161L162 211H163V212L165 211V210H164L165 208H164L163 210H161ZM168 209H166V210H168ZM170 209H169V210H170ZM172 209H174V208H172ZM172 209H171V210H172ZM206 209H208V208H206ZM210 209H211V208H210ZM213 209H214V208H213ZM216 209H217V208H215V210H213V211H216ZM241 209H242V208H241ZM250 209H251V208H250ZM250 209H249V210H250ZM252 209H253V208H252ZM259 209H260V208H259ZM259 209H258V210H259ZM155 210H156V209H155ZM171 210H170V212L172 213L171 215L173 216V212H172ZM174 210H175V209H174ZM202 210H203V209H202ZM204 210H205V209H204ZM218 210H219V209H218ZM220 210L222 211V214H223V210L221 209V207H220ZM220 210H219V211H220ZM229 210H230V212H231V209H230V208H229ZM239 210H240V208H239ZM254 210H253V211H254ZM4 211H5V210H4ZM182 211H183V210H182ZM206 211H207V210H206ZM206 211H205V212H206ZM211 211H212V210H211ZM213 211H212V212H213ZM256 211H257V210H256ZM68 212H69V211H68ZM154 212H155V211H154ZM166 212H167V211H166ZM166 212H164V213H166ZM170 212H169L168 216L170 215ZM201 212H202V211H201ZM208 212H209V211H208ZM238 212H239V211H238ZM240 212H241V211H240ZM249 212H251V211H249ZM254 212H255V211H254ZM183 213H185V212H182V214H183ZM189 213H191V212H189ZM202 213H203V212H202ZM210 213H211V212H210ZM215 213H216V212H215ZM217 213H218V212H217ZM259 213H260V212H259ZM176 214H177V213H176ZM182 214H181V215H182ZM185 214H187V213H185ZM195 214H196V213H195ZM205 214H207V213H204V215H205ZM213 214H214V213H213ZM220 214H221V213H220ZM224 214H225V215H229V216L225 217V218H226L225 221H226V220H228V221L231 220V223H232V222H237V223H239L240 227H238V228H239V231H240V232H244V231H245V228L249 227L250 223L253 221V218H254V217H251V216H250V213H248L247 211H244V212H242L241 214H239L240 216L246 218L245 221H244V223H242L239 219L236 218L237 216H236V217L234 216V217H235V218H234V217H232L233 215H230V213H228V214L224 213ZM232 214H233V213H232ZM237 214H238V213H237ZM252 214H253V213H252ZM9 215H10L9 213H7V215H1L2 217L5 218V219H3V221H5L6 224H17L19 227H23V226H24V224H23V222H25V219H24V218H18L16 215H10V217H13V219H10V221H8V216H9ZM116 215H117V214H116ZM119 215L121 216V213H120V212H119ZM145 215H146V214H145ZM161 215H163V213H162ZM171 215H170V216H171ZM177 215H178V214H177ZM202 215H203V214H202ZM214 215L216 216V214H214ZM214 215H213V217H215ZM225 215H224V216H225ZM234 215H235V213H234ZM258 215H259V214H258ZM98 216H99V215H97L96 217H98ZM163 216H164V215H163ZM163 216H162V217H163ZM165 216H167V214H165ZM170 216H169L168 218H170ZM172 216H171V218H172ZM196 216H197V215H196ZM198 216H200V215L198 214ZM207 216H209V214H208ZM218 216H219V215H218ZM218 216H217V217H218ZM221 216H222V215H221ZM69 217H71V216H69ZM69 217H68V219H69ZM100 217H101V216H100ZM111 217H112V216H111ZM175 217H176V216H175ZM179 217H180V216H179ZM186 217H187V216H186ZM200 217H201V216H200ZM200 217H199V218H200ZM203 217H204V216H203ZM205 217H206V216H205ZM217 217H216V218H217ZM222 217H223V216H222ZM180 218H181V220H182V217H180ZM184 218H185V217H184ZM189 218H190V217H189ZM189 218H188V219H189ZM201 218H202V217H201ZM207 218H209V217H207ZM211 218H212V217H211ZM223 218H224V217H223ZM223 218H220V219H223ZM50 219H51V218H50ZM71 219H72V218H71ZM112 219H113V218H112ZM116 219H118V217H117ZM197 219H198V217H197ZM197 219H196L195 223H198V222H197V221H198ZM212 219H213V218H212ZM218 219H219V218H218ZM51 220H52V219H51ZM97 220H98V219H97ZM102 220H103V219H102ZM106 220H107V219H106ZM113 220H114V219H113ZM144 220H146V219H144ZM194 220H195V218H194ZM199 220H200V219H199ZM209 220H210V218H209ZM209 220H207L206 222H208ZM214 220H216V219H214ZM214 220H212V221L215 222ZM43 221H47V220H43ZM43 221H42V222H43ZM53 221H54V220H53ZM95 221H96V219H95ZM98 221H99V220H98ZM100 221H101V219H100ZM100 221H99V222H100ZM109 221H111V218H110ZM114 221H115V220H114ZM114 221H112V222H114ZM192 221H193V220H192ZM204 221H205V220H204ZM225 221H224V222H225ZM54 222H55V221H54ZM54 222H53V223H54ZM101 222H103V221H101ZM107 222H108V220H107ZM177 222H178V221H177ZM188 222H189V221H188ZM190 222H191V221H190ZM201 222H203V221H201ZM216 222H217V220H216ZM221 222L223 223V221H221ZM25 223H26V222H25ZM56 223H57V222H56ZM74 223H75V222H74ZM103 223H104V222H103ZM105 223H106V222H105ZM110 223H111V222H110ZM122 223H123V221H118V222L116 223L115 227L122 228V227H123V224H122ZM209 223H210V221L207 223L206 226L210 225ZM226 223H227V222H226ZM237 223H236V228H237V226H238ZM43 224H44V222H43ZM45 224H46V223H45ZM45 224H44V227H45ZM47 224L49 225V223H47ZM188 224H189V223H188ZM193 224H194V223H193ZM203 224H204V223H202V225H199V224H198V225H199L200 228H201V227H204ZM214 224H215V223H214ZM218 224H219V223H218ZM228 224H229V223H228ZM48 225H47V229H46V230H48V228H49L52 224H50V226H48ZM55 225H56V224H55ZM93 225H95V223H94ZM93 225L91 224L90 227H91V231L94 232V230H95L97 227L95 228V226H93ZM104 225H105V224H103V226H104ZM189 225H190V224H189ZM189 225H187V226H189ZM194 225H195V224H194ZM52 226H53V225H52ZM52 226H51V231H52ZM103 226H102V227H103ZM106 226H107V225H106ZM106 226H104V227L106 228ZM111 226L113 227V225H111ZM211 226H214V225H212V223H211ZM217 226H218V225H217ZM222 226H224V224H222V225L219 226V227L222 228ZM232 226H233V225H232ZM56 227H57V225L55 226V228H56ZM93 227H94L95 229H93ZM102 227H101V228H102ZM224 227H225V226H224ZM234 227H235V225H234ZM234 227H233V228H234ZM35 228H39V227H35ZM57 228H58V227H57ZM108 228H109V227H108ZM179 228H180V227H179ZM190 228H191V226H190ZM192 228L195 229V227H192ZM210 228H211V227H210ZM210 228H209V231H211V230L213 229V228H212V229L210 230ZM236 228H234V229L236 230ZM39 229H40V228H39ZM194 229H193V232H194ZM205 229H206V227H205ZM249 229H250V228H248V230H249ZM34 230H35V229H34ZM43 230H44V229H43ZM49 230H50V229H49ZM100 230H102V229H100ZM104 230H107V229H104ZM162 230H163V229H162ZM180 230H181V229H180ZM197 230H198V229H197ZM39 231H40V230H39ZM54 231H56V229L54 230V228H53V233H54ZM98 231H99V230H98ZM98 231H97V232H98ZM184 231H185V230H184ZM189 231L191 232V229H190ZM201 231H202V230H201ZM58 232H59V231H58ZM193 232H192V233H193ZM203 232H206V230H204ZM212 232H213V234L211 233V235H214V234H215L216 237H217V230H214V229H213ZM233 232H234V231H233ZM235 232H236V231H235ZM252 232H253V231H252ZM43 233H44V231H43ZM46 233H48V232H46ZM56 233H57V231H56ZM164 233H165V231H164ZM192 233H191V235H192ZM201 233H202V232H201ZM228 233H230L229 235H230V238H231V232L228 231ZM228 233H227V234H228ZM236 233H237V232H236ZM57 234H58V233H57ZM59 234H60V233H59ZM83 234H84V233H83ZM83 234H82V235H83ZM156 234H157V233H156ZM165 234H167V233H165ZM189 234H190V233H189ZM204 234H205V233H203L202 236H204ZM206 234H207V233H206ZM232 234H233V233H232ZM234 234H235V233H234ZM48 235H49V234H48ZM48 235H46V236L48 237ZM54 235H56V234H54ZM54 235H52L51 237L53 238ZM65 235H66V239H64L65 242H66L67 239H69L70 237H72L71 239L73 240V237H74V236L70 235L69 233H67V234L65 233ZM157 235H158V236L150 237V238L148 239V241H150V242H154V241H155V242H157V243H161V244L163 245L162 247H164L165 245H167V246L170 245V246H171V244H169L168 241H167L169 238L167 239V238H166L165 236H163L162 234H161L162 236H161L160 234H157ZM159 235H160V236H159ZM167 235H168V234H167ZM183 235H184V232H183ZM185 235H187V233H186ZM195 235L197 236V233H195ZM195 235H194V236H195ZM199 235H201L200 232H198V237H200ZM215 235H214V236H215ZM59 236H61V235H59ZM189 236H190V235H188V237H189ZM192 236H193V235H192ZM194 236L191 237V239H193ZM205 236H208V235H205ZM44 237H45V236H44ZM54 237H56V236H54ZM164 237H165L166 239H165ZM167 237H168V236H167ZM188 237H187V239H188ZM210 237H212V236H210ZM233 237H234V235H233ZM233 237H232L231 239H235V237H234V238H233ZM244 237H245V236H244ZM244 237H243L242 239H244ZM254 237H255V236H254ZM40 238L43 239L42 237H40ZM49 238H50V237H49ZM81 238H82V237H81ZM85 238H87V233H85ZM196 238H197V237H195L194 239H196ZM202 238H203V237H202ZM205 238H206V237H205ZM213 238H215V237H212V239H213ZM228 238H229V237H228ZM230 238H229V239H230ZM237 238H238V237H237ZM237 238H236V240H237ZM46 239H48V238H46ZM187 239H185V240L188 242L189 239H188V240H187ZM200 239H201V238H200ZM210 239H211V238H210ZM215 239H216V238H215ZM215 239H214V240H215ZM229 239H228V240H229ZM231 239H230V240H231ZM59 240H60V239H59ZM59 240H58V241H59ZM95 240H96V237H95V239L91 242V244H87V243H86V244H87V245H93V244H94L93 242H95ZM196 240H198V239H196ZM196 240H195V241L192 240V243L195 242L194 246H197V245H196ZM214 240H213V241H214ZM230 240H229V241H230ZM240 240H241V239H240ZM246 240H247V239H246ZM44 241H45V240H44ZM50 241H51V243H54V242H52V239H51ZM54 241H55V239H54ZM84 241H85V240H84ZM97 241H99L98 238H97ZM172 241H173L172 238H171V240L169 239V242H172ZM180 241H181V240H180ZM186 241H185V243H186ZM201 241H202V239H201ZM232 241H234V240H232ZM232 241H231V242H232ZM19 242H21V241H19ZM56 242H57V241H55V243H56ZM75 242H76V241H75ZM75 242H73L72 244H70V245H71V248H72L73 246H75ZM86 242H88V241L86 240ZM150 242H149V243H150ZM182 242H183V241H182ZM223 242H225L224 237H223V236H220V237H219V243L221 244V243H223ZM238 242H239V241H238ZM61 243H63V242H62V239H61ZM101 243H102V242H101ZM172 243H173V242H172ZM176 243H177V242H176ZM176 243H174L175 246H176ZM178 243H179V242H178ZM178 243H177V244H178ZM183 243H184V242H183ZM189 243H190V242H189ZM232 243H233V242H232ZM232 243H231V244H232ZM99 244H100V243H99ZM150 244H151V243H150ZM174 244H173V245H174ZM186 244H187V246H188V243H186ZM186 244H185V245H186ZM205 244H211L212 247H214V242L212 243V241H207ZM231 244L229 243V245H231ZM52 245H53V244H52ZM55 245H56V244H55ZM151 245H152V244H151ZM154 245H155V243L153 244V247H154ZM158 245H159V244H158ZM173 245H172V247H173ZM200 245H201V244L199 243V246H200ZM226 245H228V244H226ZM61 246H62V245H61ZM104 246H106V245H103L102 247H104ZM160 246H161V245H160ZM190 246H192V244H191ZM223 246H224V245H223ZM53 247H54V246H53ZM56 247H57V246H56ZM102 247H101V248H102ZM157 247H159V246L156 245V249H159V248H157ZM176 247H179V246H176ZM185 247H186V246H185ZM205 247H206V246H205ZM154 248H155V247H154ZM174 248H175V247H174ZM187 248H188V247H187ZM199 248H200V247H199ZM207 248L210 249L211 247L209 246V247H207ZM102 249H103V248H102ZM108 249H109V248H108ZM162 249H163V248H162ZM165 249H167V247H165L164 250H165ZM183 249H185V248L183 247V248L180 249V250H183ZM209 249H208V250H209ZM222 249H223V247H222ZM103 250H104V249H103ZM159 250H160V249H159ZM178 250H179V249H178ZM194 250H195V249H194ZM206 250H207V249H205L204 251H206ZM225 250H226V247H225ZM6 251H7L6 249H3L2 254H0V256H1V257H0V264H12V262H11V258H10V257L12 256V258H14V257L17 256V255L14 256L13 253H9L10 251H8V252H6ZM56 251H57V249H56ZM76 251H77V250H76ZM154 251H155V249H154ZM160 251H161V250H160ZM184 251H185V250H184ZM192 251H193V250H192ZM192 251H191V252H192ZM198 251H199V250H198ZM198 251H197V253H198ZM223 251H224V250H223ZM226 251H227V250H226ZM163 252H164V253H167V252H169V250H168L167 252H165V251H163ZM218 252H220V251H218ZM169 253H171V252H169ZM186 253H187V252H186ZM186 253H185V254H186ZM195 253H196V252H195ZM200 253H201V251H200ZM204 253H207V252H204ZM204 253H203V255H204ZM236 253H237V252H236ZM161 254H162V253H161ZM193 254H194V253H193ZM217 254H218V253H217ZM91 255H93V254H91ZM164 255H165V254H164ZM166 255H167V254H166ZM166 255H165V256H166ZM205 255H206V254H205ZM219 255H220V254H219ZM169 256H171V255H170V254L167 255L166 258L169 257ZM172 256H173L174 261H181V259H182L181 255H178V253H176V252H172ZM190 256H191V255H190ZM200 256H201V255H200ZM87 257H88V256H87ZM161 257H163V256H161ZM88 258H89V257H88ZM91 258H92V257H91ZM164 258H165V257H163V259H164ZM169 258H170V257H169ZM196 258H197V257H196ZM202 258H203V257H202ZM209 258H210V257H209ZM89 259H90V258H89ZM163 259H161L162 262H163ZM191 259H192V258H191ZM211 259H212V258H211ZM211 259H210V260H211ZM73 260H74V259H73ZM77 260H78V259H77ZM168 260H169V259H168ZM182 260H184V259H182ZM192 260H193V259H192ZM194 260H195V259H194ZM199 260H200V258H199ZM7 261H8V263H7ZM169 261H170V260H169ZM188 261H189V260H188ZM201 261H202V259H201ZM80 262H81V260H80ZM164 262H165V261H164ZM167 262H168V261L166 260V263H167ZM261 262H262V261H261ZM77 263L79 264L78 261H77ZM166 263H165V264H166ZM170 263H171V261H170ZM82 264H84V263H82ZM163 264H164V263H163Z\"/></svg>",
	"mask_w": 264,
	"mask_h": 264
},
{
	"label": "clouds",
	"instance_id": "9594fccd",
	"mask_svg": "<svg viewBox=\"0 0 264 264\" xmlns=\"http://www.w3.org/2000/svg\"><path fill=\"white\" fill-rule=\"evenodd\" d=\"M157 42H159V41L157 40ZM153 55H154V53H153ZM33 85H34V82L29 80L22 88L17 89L16 91L19 92L20 94L28 93L30 90L33 89ZM3 95H5V94L0 93V96H3ZM237 103H243V101L237 100ZM247 107L251 108V107H254V106L249 104V105H247ZM141 111L143 112L145 110L141 109ZM205 175H207V170H205ZM209 195L216 196L217 194L216 193H209ZM196 207H197V205L189 203L188 211L189 212H193L196 209ZM103 214H104L103 212H99L98 213L99 216H102ZM236 218L239 219L242 223H244V221L246 219L245 217H242V216H238ZM261 219H264V217H261ZM96 222L97 221L92 220V221H90V223L88 225L84 226L83 229H82V234L83 233H87V241L90 244L95 239V237L97 236L96 232L91 231L90 224L91 223H96ZM257 231H259V229H257ZM226 232H227V227L226 226L224 228L217 227V237L214 240V247H212V248H210L208 250L207 254L203 257V261H201L200 264H205V262L208 261L209 257H214V253L218 252L223 247V245L219 243V237L220 236L224 237L225 243L229 242L228 241V237L225 234ZM237 235L246 236V233L245 232H240L239 230H237ZM248 239H251V237H248ZM78 240H80V237H74L72 241H69V244H72L73 242L78 241ZM205 242H206V240L205 241H201V243H205ZM97 243H99V241H97ZM81 245L83 246V241H82ZM91 246H95V245H91ZM233 248H234L235 251H237V252L239 251V249H235V245H233ZM253 250L254 251H259V252H264V243L254 244L253 245ZM184 259L187 260L188 257H184ZM258 264H259V262H258Z\"/></svg>",
	"mask_w": 264,
	"mask_h": 264
}]
</instances>
